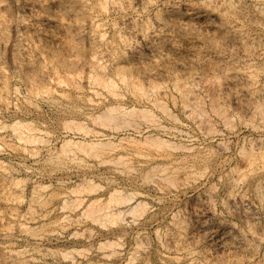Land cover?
<instances>
[{"label": "bare ground", "instance_id": "6f19581e", "mask_svg": "<svg viewBox=\"0 0 264 264\" xmlns=\"http://www.w3.org/2000/svg\"><path fill=\"white\" fill-rule=\"evenodd\" d=\"M3 1V0H2ZM39 1V0H38ZM48 1V0H47ZM58 1V0H57ZM60 1V0H59ZM70 1V0H69ZM67 0V2H69ZM72 1V0H71ZM156 0H80V2L82 3L83 7L82 9L85 10L86 13V20H87V24L89 26L90 29H86L87 31H79L76 33V35L71 36L72 39L71 41H75L77 42H83V43H88L90 44V47L92 48H88L91 49V55L90 56V60H88V70L86 72H88V76L85 77L87 78L85 81L88 83V89L89 92L91 91L92 93L95 94V96H100L102 98V100L108 96H110L111 98L114 99L115 102H112L109 104H106V106L104 107V110L101 111V113L97 114L91 111L90 109V113L86 112L84 115L86 116V118H88L89 120H91L93 123H98L100 126H102L103 128H108L113 126V128L118 129L119 127H128L131 130H133L134 132L129 133V136L126 138H122L119 142H112L111 138L109 135H106L103 139H99L97 140L96 138L93 140L91 139V141L89 142H85V141H76L74 139L73 140H66L61 148V151L59 152V156L63 157V159L65 158L67 161L71 160L72 162L74 161H78L80 163H83V161L85 160L83 157L85 156H91L94 158H98V159H105L108 161V163H110L109 161H111L114 166H116V168L118 169H124V166L130 165L131 160L133 157V155H137V156H142V158H155V157H165V156H169V154H171L168 150L163 149V146L165 145V142L163 146H161L163 143L162 141L165 140L161 139V136H158V139L155 138L153 135H145L144 137V133L145 132H149V130H144L143 129V125H141L142 123L145 122L148 123L146 126L150 127L152 129H156L159 132H162L163 135L165 136H177L180 137L181 141H184V143L186 141H190V145H191V141H195L197 138L195 137V133L198 136H203V140H204V144L207 143L210 146L209 148V152L205 153L202 152V150H194V148L190 146H188L189 148H193V151L191 150L192 153V158H196L195 161H192L190 163H186L184 164L183 167H173V169H171V171H168V168L162 167L160 166L161 164H159V168L157 167V171H154V174L157 177H147L145 178V180L143 181V185H145L144 187L148 188H155L158 187V185H156L157 183H159L158 180L160 181H165V180H171L170 185H172L173 187H171V190L175 191V194L171 195L172 197H168V199H170L171 201H174L178 199L179 197V193H182L180 190H184L186 188L189 189V187L191 186H195V194L190 196V199L195 200V210H196V224L197 226L195 227V224H193L192 220L187 219L186 217H182L180 216V214H178V212H176V210H174L175 212H173V217L172 218V224H173V230H171V228H168V231L164 234L166 236L165 238V243H160L161 245L164 244L163 246H165V250H167L169 253H173V259L175 260H181L182 255H184L185 257H190L189 258V262L186 264H248L250 262V264L252 263V260L255 259V264H264V138L262 136H257L255 138L249 139L246 141L245 144L240 145V147H237V155L240 158V162L242 164H239V162L233 163L231 158H229V152L231 149V140L229 136L226 139H220L214 135H211L213 129L210 131V127L206 124L207 122H205L202 118L200 120H203L201 122L196 123V125H193V132L194 134H190V132H192V130L189 131V129L187 128V130L182 129L179 125H178V119L174 116L176 114L173 115V113H171L169 111V108L165 105L167 103H165L164 98L162 97V95L160 94L161 92L159 91V89L161 88L160 83L155 82L156 79L162 78L165 76V74L167 72H170V70L172 69H186L187 67H189L190 65L197 67V65L200 64V59H196V58H191V56H189V54H192V47L188 48L185 44H187L188 42H195L198 41L199 39H206L207 41L213 36L215 35L216 32H214V30H218V32L223 33L222 35L224 36L223 38V42H220L219 45V49H217L218 54H224L223 57H225L226 54H228L229 56H232L231 53V49H228V47L226 48V41L230 40V38H232L233 36L238 38L237 41V46L239 48V50H237L239 57L235 60H231L232 61H223V59H220L221 61L220 64L218 65V68L220 70V74L216 73L214 74V79L212 84H214V90L217 92V96H219L218 98L220 100L216 101L215 104L216 106H218L217 108L219 109V107H224L225 105H229L231 106V104H235L238 105L239 107H241L242 112L239 113L241 119H242V123H246L249 124L250 126L252 125V128L261 131L263 129H261L262 127H260L262 125V123L264 124V37L262 34L256 32L253 30V28L251 29V26H255L256 28L258 27L259 29L264 30V0H198L197 2H191L189 3V1L187 2V0H161L163 2L162 7L157 10V19L159 21H161L163 23V25L165 26L164 29H156L154 26V22L150 23V20H146V18L144 19L142 16L143 12L149 8V6H152V4L155 2ZM194 1V0H193ZM31 2V1H30ZM63 2V1H62ZM61 2V3H62ZM160 2V0H159ZM33 3V2H32ZM60 3V2H59ZM71 3V2H70ZM69 3V5H71ZM77 3V2H76ZM22 4V3H21ZM26 4V3H25ZM38 4V2H37ZM44 4V3H43ZM42 4V5H43ZM52 4V3H50ZM55 4V3H54ZM79 4V2H78ZM8 5V4H7ZM20 5V3H19ZM32 5V4H30ZM41 5V4H40ZM62 4H58L55 9H53L54 11L52 12L51 16L54 17L55 16H61L59 15V13L63 10ZM4 6V5H3ZM34 6V5H33ZM31 6V7H33ZM51 6V5H50ZM65 6V5H64ZM47 7H48V3H47ZM76 7V5H75ZM79 7V6H78ZM28 8V7H27ZM66 8V6H65ZM64 8V9H65ZM152 8V7H150ZM1 9V8H0ZM3 9V8H2ZM6 9V7H5ZM24 9V8H23ZM29 9V8H28ZM41 10H43L42 8H40ZM47 9V8H46ZM69 9V8H68ZM71 9V8H70ZM80 9V7H79ZM158 9V8H157ZM32 10V9H30ZM38 10V9H37ZM29 12V10H27ZM49 11H50V7H49ZM52 11V10H51ZM81 11V10H80ZM80 11L78 10V12L80 13ZM119 12L122 13V15H127L130 14V18H128V27L127 25H123L120 20L125 18H119V21H113L111 26L114 29V36L112 38H110L107 35V30L106 25L109 22H106V17L104 16L105 13L108 12ZM148 11V10H147ZM33 12V11H31ZM44 12V10H43ZM47 12V10H46ZM75 12V10H74ZM34 13V12H33ZM36 13V12H35ZM63 13V12H62ZM69 13V12H68ZM71 14V12H70ZM83 14V13H82ZM112 14V13H111ZM146 14V12H145ZM217 15L219 17V21L214 22V27L215 29H213V31L210 33L208 32H204L205 34H203L200 29L198 30V25L201 24V22H206V23H211L213 22V17L214 15ZM37 15V14H36ZM40 15V14H39ZM42 15V14H41ZM46 15V14H45ZM50 15V13H49ZM64 15V14H62ZM29 16V15H28ZM27 16V17H28ZM38 16V15H37ZM74 16V15H73ZM83 16V15H82ZM84 16V17H85ZM111 16V15H110ZM114 16V15H113ZM120 16V15H119ZM3 17V15L1 16ZM44 17V16H43ZM48 17V16H46ZM45 17V18H46ZM50 17V18H52ZM65 17V16H64ZM67 17V16H66ZM76 17V16H75ZM112 17V16H111ZM81 18V17H80ZM116 18V19H118ZM59 19V18H58ZM61 19V18H60ZM59 19V20H60ZM68 19V18H67ZM66 19V20H67ZM77 20L79 18H76ZM25 20V18H24ZM57 20V19H56ZM58 20V21H59ZM62 20V19H61ZM65 20V19H63ZM69 20V19H68ZM85 20V21H86ZM5 21V20H4ZM31 21V20H30ZM42 21V20H41ZM70 21V20H69ZM76 21V20H75ZM111 21V20H110ZM122 21V20H121ZM2 22V21H0ZM50 22V21H49ZM71 22V21H70ZM69 22V23H70ZM78 21H76L77 24ZM123 22V21H122ZM30 23V22H29ZM27 21V24H29ZM43 23V21H42ZM54 23V22H53ZM56 23H59L56 21ZM55 23V24H56ZM68 23V22H67ZM82 23V22H81ZM86 23V22H85ZM84 23V24H85ZM205 23V24H206ZM2 24V23H1ZM54 24V25H55ZM62 24V23H60ZM71 24V23H70ZM154 26H153V25ZM40 25V24H39ZM44 25V24H43ZM58 25V24H57ZM72 25V24H71ZM70 25V27H71ZM81 25V24H80ZM83 25V24H82ZM204 25V24H203ZM46 26V25H45ZM51 26V25H50ZM53 26V25H52ZM51 26V27H52ZM78 26V25H77ZM75 26V27H77ZM87 26V27H88ZM157 26V25H156ZM27 27V26H26ZM55 27V26H53ZM58 27L60 28L61 26L58 25ZM74 27V28H75ZM81 27V26H79ZM83 27V26H82ZM207 27V26H206ZM35 28V25H34ZM48 27L46 26V29ZM67 28V27H66ZM73 28V29H74ZM86 28V26H85ZM83 28V29H85ZM127 28V29H126ZM38 29V28H37ZM43 30H45L44 28H42ZM53 29V28H52ZM72 29V28H71ZM77 29V28H76ZM206 28H204L205 30ZM36 30V29H35ZM33 30V31H35ZM41 30V29H40ZM39 30V31H40ZM51 30V29H50ZM54 30V29H53ZM57 30V29H56ZM170 30H174L175 33L174 34H169L168 31ZM256 30V29H255ZM26 31V30H25ZM28 31V30H27ZM38 31V32H39ZM47 31V30H45ZM49 31V30H48ZM65 32L67 31L64 30ZM76 30L74 29V32ZM107 31V32H106ZM30 32V31H29ZM28 32V33H29ZM42 32V31H41ZM52 32V31H51ZM61 32V31H59ZM261 32V31H259ZM35 33V32H34ZM56 33L58 34V32L56 31ZM64 33V32H63ZM62 33V34H63ZM70 33V32H68ZM72 33V32H71ZM111 33V32H110ZM173 33V32H172ZM24 35V33H22ZM26 34V33H25ZM37 34V33H36ZM41 34V33H40ZM43 34V33H42ZM56 34V35H57ZM75 34V33H74ZM219 34V33H217ZM232 34V35H231ZM35 35V34H34ZM181 36V38H178V36ZM19 36V35H18ZM31 36V34H30ZM36 36V35H35ZM46 36V35H45ZM54 36V35H53ZM63 36V35H62ZM217 36V35H216ZM20 37L21 34H20ZM38 37V35H37ZM36 37V38H37ZM50 37V36H49ZM48 37V38H49ZM56 37V36H55ZM58 37V36H57ZM70 37V36H69ZM165 38L169 40L171 42V46L172 49L168 50V51H163V50H159L158 48V44H159V40L161 38ZM42 38V37H41ZM48 38L47 41H48ZM53 38V37H52ZM66 38V37H65ZM64 38V39H65ZM215 38V36H214ZM219 37L217 36L216 40ZM23 39V37H22ZM30 39V38H29ZM33 39V38H32ZM45 39V40H46ZM221 39V38H220ZM25 40V37H24ZM51 40V39H50ZM59 40V39H58ZM213 40V39H212ZM237 40V39H236ZM32 41V40H31ZM34 41V40H33ZM43 41V39H39V42L41 45V42ZM67 41V40H66ZM211 41V40H210ZM220 41V40H219ZM233 41V40H232ZM26 42V40H25ZM29 42V41H28ZM36 42V41H34ZM60 42V41H59ZM68 44L67 46H70V41H67ZM43 43V42H42ZM50 43V42H49ZM48 43V44H49ZM58 43V42H57ZM73 43V42H72ZM163 43V42H162ZM210 43V42H209ZM218 43V41H217ZM26 44V43H25ZM45 44V43H44ZM47 44V45H48ZM52 44V42H51ZM50 44V45H51ZM74 44V43H73ZM208 44V43H207ZM216 44V43H215ZM225 44V46H224ZM34 45V44H33ZM36 45V44H35ZM49 45V47H50ZM53 45V44H52ZM66 45V44H65ZM75 45V44H74ZM71 44V46H74ZM79 45V44H78ZM85 45V44H83ZM82 45V46H83ZM87 45V44H86ZM163 45V44H162ZM204 45V44H203ZM210 45V44H209ZM213 45V44H212ZM218 45V44H217ZM229 45V44H228ZM231 45V44H230ZM234 45V44H233ZM30 46V45H29ZM42 46V45H41ZM54 46V45H53ZM58 46V45H55ZM70 46V47H71ZM189 46V45H188ZM194 46V45H193ZM208 46V45H206ZM33 47V46H32ZM43 47V46H42ZM77 47V45H76ZM75 47V49H76ZM88 47V46H87ZM195 47V46H194ZM201 47V46H200ZM199 47V48H200ZM205 47V46H204ZM218 47V46H216ZM48 48V47H47ZM52 48V47H51ZM57 48V47H56ZM55 48V49H56ZM63 48V47H62ZM66 48V46H65ZM64 48V49H65ZM69 48V47H68ZM80 48V47H78ZM77 48V49H78ZM38 49V48H37ZM40 49V48H39ZM38 49V50H39ZM44 49V48H43ZM50 49V48H49ZM72 49V47H71ZM74 49V50H75ZM83 48H80V51ZM87 49V48H86ZM169 49V48H168ZM202 49V48H200ZM208 49V48H207ZM212 49V48H211ZM31 50V49H30ZM47 50V49H46ZM45 50V52H47ZM59 50V49H58ZM56 50V51H58ZM67 51V49H65ZM69 50V49H68ZM167 50V49H166ZM199 50V49H198ZM215 50V49H214ZM37 51V50H36ZM48 51H51L48 50ZM71 50H69L70 53ZM89 51V50H87ZM86 51V52H87ZM226 51V52H225ZM229 51V52H227ZM234 51V50H233ZM232 51V52H233ZM236 51V50H235ZM27 52V51H26ZM38 52V51H37ZM42 52V50H41ZM61 52V49H60ZM64 52V51H63ZM68 52V51H67ZM72 52V51H71ZM74 52V51H73ZM72 52V53H73ZM83 52V51H82ZM85 52V50H84ZM89 52V53H90ZM215 52V51H214ZM225 52V53H224ZM27 52V56H28ZM50 53L51 52H47ZM66 54V52H64ZM80 53V52H79ZM146 54V57L143 56V54ZM200 53V52H199ZM31 54V52L29 53ZM35 54V53H34ZM39 54V53H38ZM41 54V53H40ZM55 54V53H54ZM54 54L52 56H54ZM57 54V53H56ZM76 54V53H75ZM82 54V53H81ZM87 54V53H86ZM213 54V53H212ZM32 55V54H31ZM36 55V54H35ZM47 55V56H49ZM68 55V54H67ZM70 55V54H69ZM68 55V57H69ZM83 55V54H82ZM233 55L234 52H233ZM26 56V57H27ZM40 55H38L39 57ZM41 56H44L43 53L41 54ZM64 56V55H63ZM81 56V55H80ZM228 56V57H229ZM32 57V56H31ZM34 57V56H33ZM32 57V58H33ZM46 57V56H44ZM67 57V59H68ZM72 57V56H71ZM79 57V56H78ZM85 57V56H84ZM127 57H140V62H142L141 65L135 64V63H121L120 59L123 58H127ZM144 57V58H143ZM209 57V56H208ZM237 57V56H235ZM30 58V56L28 57ZM42 58V57H41ZM64 58H66L64 56ZM87 58V57H86ZM201 58V56L199 57ZM207 58V56L205 57ZM210 58V57H209ZM218 58V57H217ZM221 58V57H220ZM227 58V57H226ZM46 59V58H45ZM44 59V60H45ZM53 59V58H52ZM52 59L50 60V62L52 61ZM71 58L69 57L68 60H70ZM80 59V58H79ZM85 59V58H84ZM204 59V58H203ZM219 59V58H218ZM35 60V59H33ZM43 60V61H44ZM49 59H47L48 61ZM55 60V59H54ZM58 59H56L57 61ZM60 60V59H59ZM66 60V59H64ZM86 60V59H85ZM120 60V61H119ZM124 60V59H123ZM29 61V60H28ZM39 62V60H36V62ZM41 61V60H40ZM46 61V60H45ZM55 61V62H56ZM76 61V60H74ZM139 61V60H138ZM207 61V60H206ZM213 61V60H212ZM215 61V60H214ZM223 61V64H222ZM49 62V61H48ZM47 62V63H48ZM49 62V63H50ZM59 62V61H58ZM81 62V61H80ZM87 62V61H86ZM135 62V61H134ZM217 62V60H216ZM53 63V62H52ZM68 63H70V61H63V63H59L60 65H56L57 69L59 68H63L66 72H68L66 69H68ZM85 63V62H84ZM83 63V64H84ZM137 63V61H136ZM149 63V64H148ZM202 63V61H201ZM210 63V62H209ZM213 63V62H212ZM58 64V63H57ZM72 64V63H71ZM82 64V63H81ZM140 64V63H139ZM35 65V64H34ZM38 65V63H37ZM46 65V64H45ZM50 65L52 66V64L50 63ZM73 65H75L73 63ZM201 65V64H200ZM203 65V64H202ZM207 65V63H206ZM214 65V64H213ZM39 66V65H38ZM41 66V65H40ZM49 66V64H48ZM55 66V67H56ZM71 66V65H69ZM82 66V65H81ZM79 66V67H81ZM42 67V66H41ZM39 67V68H41ZM54 67V68H55ZM68 67V68H67ZM79 67L77 69V71H79ZM85 67V66H84ZM83 67V69H84ZM86 67V69H87ZM195 67V69H196ZM200 67V66H199ZM190 68V67H189ZM187 68V69H189ZM194 68V67H193ZM215 69V67H213ZM37 69V68H36ZM48 69V67L46 68ZM71 69V67L69 68ZM73 69V68H72ZM81 69V68H80ZM192 68H190L191 71ZM210 69V68H209ZM39 70V69H38ZM37 70V71H38ZM42 70V69H41ZM52 70V69H51ZM50 70V71H51ZM55 70V69H54ZM60 69H58V72ZM110 70H112V72L114 71H118L115 72L117 73L116 76H118L119 74L121 75L120 78L116 79L114 77H111L110 75ZM216 70V69H215ZM40 71V70H39ZM43 71V70H42ZM57 71V70H56ZM55 71V73H57ZM76 71V72H77ZM81 71V70H80ZM83 71V70H82ZM129 71V72H127ZM176 71V70H175ZM189 71V72H190ZM44 72V71H43ZM41 72V73H43ZM66 72H62V74L66 73ZM72 72V70H71ZM70 72V73H71ZM166 72V73H165ZM218 72V70H217ZM46 73V72H44ZM43 73V74H44ZM69 73V72H68ZM79 73V72H78ZM83 73V72H82ZM129 73V74H128ZM172 73V72H171ZM171 73L169 74V76L171 75ZM196 73V72H195ZM210 73H212L210 71ZM59 74V73H57ZM81 74V73H80ZM79 74V77L81 76ZM85 74V72H84ZM175 74V72H174ZM177 74V73H176ZM52 75V74H51ZM72 75V73H71ZM129 75V76H128ZM47 76V75H46ZM56 76V75H55ZM63 76V75H59ZM70 76V75H68ZM78 77V75H76ZM83 76V75H82ZM167 76V75H166ZM165 76V77H166ZM51 77V76H50ZM59 77H57L58 79H60ZM72 77V76H71ZM73 77H75V75L73 74ZM78 77V78H79ZM174 77V76H173ZM176 77V75H175ZM64 79L67 77H63ZM62 78V79H63ZM168 78V77H167ZM178 78V77H176ZM61 79V80H62ZM69 79V78H68ZM72 79V78H71ZM75 79V78H74ZM164 79V78H163ZM162 79V80H163ZM174 79V78H173ZM180 79V78H179ZM56 80V79H55ZM60 80V81H61ZM82 80V79H81ZM172 80V79H171ZM58 81V80H57ZM56 81V82H57ZM76 82L78 81L77 79L75 80ZM74 81V82H75ZM84 81V80H83ZM158 81V80H157ZM166 81V80H165ZM164 81V82H165ZM175 81V80H174ZM59 82V81H58ZM63 82V81H61ZM65 82V81H64ZM160 82V81H158ZM163 82V83H164ZM180 82V81H179ZM178 82V83H179ZM60 83V82H59ZM73 83V82H72ZM79 83V82H78ZM173 83V82H172ZM176 84V81L174 82ZM173 83V84H174ZM182 83V82H181ZM210 83V80H209ZM57 84V83H55ZM82 84V83H81ZM80 84V85H81ZM180 84V83H179ZM183 84V83H182ZM211 84V85H212ZM61 85V84H60ZM67 86H69L68 84H66ZM65 85V86H66ZM73 84H71L72 86ZM78 86L77 91L79 90L80 92L82 91L85 92V87H81L79 86V84H76ZM84 85V84H83ZM181 85V84H180ZM210 85V84H208ZM207 85V86H208ZM165 87V83L163 85ZM168 86V83H167ZM177 89L179 85H176ZM185 86V85H184ZM182 85V87H184ZM206 86V85H205ZM180 87V88H182ZM63 88V87H62ZM66 88V87H65ZM176 88V87H175ZM187 88V87H185ZM206 88V87H205ZM73 89V87H72ZM71 89V90H72ZM170 89V88H168ZM207 89V88H206ZM209 89V88H208ZM57 90V89H56ZM55 90V91H56ZM62 90V89H61ZM75 90V88H74ZM131 93L133 95V97L135 98V100L138 103H142V105H145V103L152 105V107L154 109L160 110L162 113L165 114V117H170L172 120H176V121H172L171 124H164V120L160 114L157 115L155 113V111H153L151 108H148L146 105L145 106H138L135 104V106L133 105V107H125L124 106V99L126 98V95L128 92ZM167 90V89H166ZM180 90V89H179ZM183 90V89H182ZM185 90V89H184ZM204 90V89H203ZM202 90V91H203ZM60 91V89H59ZM58 91V93H60ZM88 91V90H87ZM160 93H159V92ZM181 91V90H180ZM191 91V90H190ZM206 91V90H205ZM203 91V92H205ZM214 91V92H215ZM64 94V91H62ZM66 92V91H65ZM88 92V94H89ZM166 93H168V91H164ZM188 92L185 90V93ZM39 93V92H38ZM37 93V94H38ZM57 93V92H56ZM67 93V92H66ZM81 93V94H82ZM165 93V94H166ZM172 93V92H171ZM182 93V97H184L186 94ZM190 93V92H188ZM210 93V92H209ZM212 93V92H211ZM62 94V93H61ZM60 94V95H61ZM62 94V97H63ZM70 94V93H68ZM85 93H83L82 95H84ZM170 94V92H169ZM67 94L64 95V97ZM80 95V94H78ZM167 95V94H166ZM181 95V94H180ZM189 95V94H188ZM187 95V96H188ZM201 95V94H200ZM210 95V94H209ZM57 96V95H56ZM69 96V95H68ZM75 96V95H74ZM90 96V95H89ZM93 96V97H95ZM96 96V98H97ZM165 96V95H164ZM174 96V95H172ZM193 96V95H192ZM199 96V94H198ZM212 97V95H210ZM59 97V96H58ZM71 97V96H70ZM91 97V96H90ZM197 97V96H196ZM203 97V96H202ZM206 97V96H204ZM208 97V96H207ZM214 97V96H213ZM78 98V97H77ZM76 98V99H77ZM88 98V96H87ZM173 98V97H172ZM175 98V96H174ZM174 98L173 101L174 102ZM186 99V97H184ZM183 98V99H184ZM192 98V97H191ZM200 98V97H199ZM60 99V98H59ZM67 99V98H66ZM70 99V98H69ZM80 99V98H79ZM83 99V98H82ZM81 99V100H82ZM85 99V98H84ZM203 99V98H202ZM217 99V98H216ZM58 100V99H57ZM64 100V99H62ZM92 99H90L89 101H91ZM95 100V99H94ZM102 101L101 99H98V101ZM107 100V99H106ZM109 100V99H108ZM167 100V99H166ZM177 100V99H176ZM187 100V99H186ZM200 100V99H199ZM84 101V100H83ZM87 101V100H86ZM99 101V102H100ZM128 101V100H127ZM181 101V100H179ZM189 101V100H188ZM183 102L181 101L183 108L185 110H188L187 113L190 111V114H194L196 111L191 107V103L189 102ZM193 101V100H192ZM203 101V100H202ZM213 101V100H212ZM62 102V101H61ZM66 102V101H65ZM71 102V101H69ZM73 102V101H72ZM71 102V103H72ZM94 102V101H93ZM97 102L93 103L92 105L94 106V104H97ZM105 102V100H104ZM195 102V101H194ZM201 101H199L200 103ZM204 102V101H203ZM63 103V102H62ZM68 103V102H67ZM70 103V104H71ZM85 103V102H84ZM92 103V102H91ZM101 103V102H100ZM126 103V102H125ZM129 103V102H128ZM133 103V101H132ZM135 103V102H134ZM177 103V102H175ZM198 103V102H197ZM59 104V103H58ZM131 104V103H130ZM194 104V103H193ZM192 104V106H193ZM60 105V104H59ZM74 105V104H72ZM80 105V103H79ZM88 106H92L87 104ZM103 105V104H100ZM175 105V104H174ZM181 105V106H182ZM196 105V104H195ZM204 105V104H202ZM200 105V106H202ZM214 105V103H213ZM62 106V105H61ZM64 106V105H63ZM70 106V105H69ZM69 106H67L69 108ZM78 105H76L77 108ZM86 106V105H85ZM177 106V104L175 105ZM74 107V106H73ZM72 107V108H73ZM87 107V106H86ZM196 107V106H195ZM211 107V105H210ZM95 108V107H94ZM93 108V110H94ZM178 108V107H177ZM182 108V111H183ZM198 108V107H197ZM216 108V107H215ZM237 108V107H236ZM82 109V108H81ZM86 109V108H85ZM97 109V108H95ZM181 109V107H180ZM200 109H202L200 107ZM199 109V110H200ZM212 109H214V106L212 107ZM217 109V110H218ZM231 109V107H230ZM240 109V108H239ZM61 110V109H60ZM69 110V109H68ZM84 110V109H83ZM89 110V109H87ZM225 110V109H224ZM228 110V109H227ZM225 110V111H227ZM79 111V110H77ZM159 111V112H160ZM180 111V110H179ZM181 111V112H182ZM234 112V110H232ZM231 111V112H232ZM63 112V110L61 111ZM158 112V113H159ZM186 112V111H185ZM207 112V111H206ZM216 112V111H215ZM222 112V110H221ZM228 112V111H227ZM230 112V111H229ZM228 112V113H229ZM70 113V112H69ZM79 113V112H78ZM83 113V112H82ZM185 113V115L187 114ZM202 113V112H201ZM208 113V112H207ZM217 113V112H216ZM220 113V112H219ZM235 113V112H234ZM72 114V113H71ZM199 114V112H198ZM204 114V111H203ZM214 114V113H213ZM223 114V113H222ZM257 115L259 117V123L260 124H254V119L251 118L256 117L254 115ZM67 115V114H65ZM75 115V114H74ZM205 115V114H204ZM203 115V116H204ZM211 115V113H210ZM215 115V114H214ZM252 115V116H251ZM72 116V115H70ZM103 116H107V121L106 123L103 121ZM189 116V115H188ZM208 116V115H207ZM83 117V115H82ZM160 117V118H159ZM193 117V116H192ZM191 117V119H192ZM220 117V116H218ZM222 117V115H221ZM234 117V115H233ZM105 118V117H104ZM169 118V119H170ZM195 118V117H194ZM197 118V117H196ZM210 118V116H209ZM212 118V116H211ZM238 118V116H237ZM236 118V119H237ZM257 118V117H256ZM182 120V118H180ZM179 119V120H180ZM189 119V118H188ZM199 119V118H198ZM196 119V120H198ZM218 119V118H217ZM233 119V118H232ZM232 119L229 115H224L223 123L228 127V129H231V133L236 132V124L235 126L233 125L234 123L232 122ZM235 119V117H234ZM233 119V120H234ZM240 119V118H239ZM86 120V119H85ZM167 120V119H165ZM199 120V121H200ZM206 120V117H205ZM216 120V119H215ZM214 120V121H215ZM221 120V119H220ZM258 120V119H257ZM78 121V120H77ZM76 121V122H77ZM81 121V120H79ZM84 121V120H83ZM169 121V120H167ZM183 121V120H182ZM212 121V120H211ZM211 121H209V125H211ZM19 121H17L16 123H18ZM23 122V121H22ZM38 122V121H37ZM88 122V121H87ZM171 122V121H170ZM240 122V120H239ZM24 123V122H23ZM79 123V122H77ZM92 123V124H93ZM166 123V122H165ZM190 123V121H189ZM214 123V122H213ZM220 123V122H219ZM236 123V122H235ZM33 124V123H32ZM36 124V123H35ZM34 124V125H35ZM90 124V123H89ZM182 124V122H181ZM19 125V124H18ZM188 125V124H187ZM215 125V124H214ZM224 125V126H225ZM241 125V124H240ZM17 126V125H16ZM21 126H17L15 127L14 132L16 133V137L18 140H20L21 142L25 143V144H29L32 146L35 144H39V142H45L44 139L41 135H38L37 133H40V128L39 130H37L38 127H30V125H26L24 123V125ZM42 126V125H40ZM115 126V127H114ZM264 126V125H263ZM44 127V126H43ZM80 129H86L83 124H80ZM189 127V126H188ZM213 127V126H211ZM216 127V126H215ZM215 127H213L215 129ZM236 127V128H235ZM245 127V126H244ZM26 128V129H24ZM47 128V126L45 127ZM44 128V130H45ZM88 128V125H87ZM101 128V127H100ZM146 128V127H145ZM240 128V127H239ZM238 128V129H239ZM247 128V127H246ZM89 129V128H88ZM91 129V128H90ZM94 129V128H93ZM109 129V128H108ZM115 129V130H116ZM236 129V130H235ZM47 130V129H46ZM99 130V129H98ZM119 130V129H118ZM124 130V129H123ZM151 130V129H150ZM228 130V131H229ZM246 130V129H245ZM49 131V130H48ZM48 131H45L49 133ZM90 130H86V133ZM101 131V130H100ZM112 131V130H111ZM122 131V130H121ZM127 131V130H125ZM129 131V130H128ZM214 131L217 132V130L215 129ZM219 131V130H218ZM222 132V130H220ZM264 131V130H263ZM92 132V130H91ZM94 132V131H93ZM96 134H100L98 133L99 131H96ZM102 132V131H101ZM103 132H107L104 131ZM53 133V132H52ZM95 133V132H94ZM124 133V132H123ZM154 133V132H153ZM238 133V132H237ZM235 133V134H237ZM240 133V132H239ZM250 133V132H249ZM50 134V133H49ZM102 134V133H101ZM108 134V133H107ZM121 134V133H120ZM127 134V133H126ZM214 134V133H213ZM216 134V133H215ZM221 134V133H220ZM227 134V133H226ZM241 134V133H240ZM247 134V133H246ZM259 134V133H258ZM115 135V134H114ZM143 135V137H142ZM219 135V134H218ZM224 134H222L223 136ZM233 135V134H232ZM253 135V134H252ZM157 136V135H156ZM172 136V137H173ZM243 136V135H242ZM46 137V136H45ZM117 137V136H115ZM114 137V138H115ZM122 136H120L121 138ZM125 137V135L123 136ZM140 137V138H139ZM141 137L143 139H141ZM235 137V136H234ZM254 137V136H253ZM102 138V136H101ZM119 138V139H120ZM236 138V137H235ZM240 138V137H239ZM244 138V136H243ZM247 138V137H246ZM44 139V140H43ZM154 139H157V141H155ZM161 139V141H160ZM167 139V138H166ZM178 139V138H177ZM113 140V139H112ZM175 140V139H174ZM173 140V141H174ZM179 140V141H180ZM199 140V139H198ZM242 140V138H241ZM47 141V140H46ZM160 141V142H159ZM171 141V140H170ZM169 141V142H170ZM197 141V140H196ZM237 141V139H236ZM49 142V141H48ZM157 142V143H155ZM168 142V144H170ZM198 142V141H197ZM203 141H201L202 143ZM234 142V141H233ZM242 142V141H241ZM244 142V140H243ZM242 142V143H243ZM175 143V142H174ZM172 145H175V144ZM187 143V142H186ZM194 143V142H193ZM238 143V142H237ZM236 143V146H237ZM240 143V142H239ZM41 144V143H40ZM45 144V143H44ZM168 144H166V146H168ZM23 146V145H22ZM37 146V145H36ZM43 146V145H42ZM49 146V145H48ZM165 146V147H166ZM171 146V145H170ZM170 146H168L167 148L169 149ZM180 146V144H179ZM182 146V145H181ZM180 146V148H182ZM186 146V144H185ZM201 149L202 145H199ZM233 146V143H232ZM27 147V146H26ZM35 148V146H33ZM56 147V146H55ZM164 147V148H165ZM178 146H176L177 148ZM205 147V150L206 148ZM29 148V147H28ZM33 148V149H34ZM44 148V147H43ZM152 148H155V153L153 154L151 151ZM186 149L183 148V152H188L189 149L187 148V146L185 147ZM25 149V147H24ZM32 148H30L31 150ZM42 149V148H39ZM39 149H37L39 151ZM171 149V148H170ZM174 149V148H173ZM48 150V148H47ZM50 150V149H49ZM52 150V149H51ZM55 150V148H54ZM154 150V149H153ZM180 150V149H179ZM182 150V149H181ZM204 150V151H205ZM232 150V149H231ZM236 150V149H235ZM34 151V150H33ZM35 151V155L37 154ZM46 151V150H45ZM172 151V150H170ZM30 152V151H29ZM40 152V151H39ZM48 152V151H47ZM58 152V151H57ZM132 152V153H131ZM154 152V151H153ZM179 152V151H178ZM182 152V151H181ZM236 152V151H235ZM27 153V152H26ZM51 153V152H49ZM55 153V152H54ZM53 153V154H54ZM177 153V152H176ZM204 153V154H203ZM30 154V153H29ZM39 154V153H38ZM56 154V153H55ZM51 155V154H50ZM49 155V156H50ZM130 155V156H129ZM173 154H171L172 156ZM181 155V154H180ZM185 155V153L183 154ZM187 155V154H186ZM191 155V154H188ZM214 156V162H215V167L214 168H210L211 166L207 163L208 161V156ZM34 156V155H33ZM58 156V157H59ZM57 157V156H56ZM59 157V158H61ZM182 157V156H181ZM232 157V156H231ZM53 158V157H52ZM59 158L57 160H59ZM88 158V157H87ZM166 158V157H165ZM169 158V157H168ZM180 158V157H179ZM187 158V157H185ZM190 158V157H189ZM188 158V159H189ZM210 158V157H209ZM233 158V157H232ZM236 158V157H235ZM233 158V159H235ZM176 159V158H175ZM62 160V158H61ZM90 160V159H87ZM104 160V161H105ZM134 160V159H133ZM132 160V161H133ZM161 160V159H160ZM172 160V159H171ZM191 160V159H190ZM238 160V159H237ZM97 160L95 159V162ZM101 160H99L100 162ZM137 161V160H136ZM158 161V160H157ZM162 161V160H161ZM164 161V160H163ZM169 161V160H168ZM175 161V160H174ZM187 161V160H186ZM211 161V160H209ZM98 162V163H99ZM135 162V161H134ZM154 162V161H153ZM160 162V161H159ZM176 162V161H175ZM184 162V161H183ZM212 162V161H211ZM210 162V163H211ZM68 163V162H67ZM76 163V162H75ZM97 163V164H98ZM105 163V162H104ZM137 163V162H136ZM165 163V162H163ZM181 163V162H180ZM61 164V163H60ZM73 164V163H72ZM77 164V163H76ZM86 164V163H85ZM89 164V162H88ZM94 164V163H93ZM93 164L92 167H93ZM134 164V163H132ZM153 164V163H152ZM151 164V166H152ZM170 164V163H169ZM168 164V165H169ZM213 164V163H212ZM63 165V164H62ZM70 165V163H69ZM84 165V163H83ZM82 165V167H83ZM91 165L89 167H91ZM100 165V164H99ZM106 165V164H105ZM142 165V164H141ZM154 165V164H153ZM156 165V164H155ZM171 165V164H170ZM172 165H174L172 163ZM182 165V164H181ZM85 166V165H84ZM86 166L88 167V165L86 164ZM85 166V167H86ZM107 166V165H106ZM123 166V167H122ZM132 166V165H130ZM129 166V171L134 170L133 167ZM136 166V165H134ZM71 167V166H70ZM74 167V166H73ZM102 167V165H101ZM110 167V166H109ZM139 168V166H137ZM147 167H150L149 165ZM213 167V166H212ZM78 167V171H79ZM94 168V167H93ZM113 168V167H112ZM115 168V170H116ZM152 168V167H151ZM155 168V167H153ZM110 169V168H109ZM114 169V168H113ZM118 169V170H119ZM126 169V167H125ZM124 169V170H125ZM137 169V168H136ZM148 169V168H147ZM170 169V168H169ZM76 170V168H75ZM89 170V168H88ZM107 170V169H106ZM103 171V170H102ZM111 171V169L109 170ZM114 171V170H113ZM135 171V170H134ZM140 171V170H139ZM156 171V172H155ZM68 172V171H67ZM81 172V171H80ZM83 172V171H82ZM87 172V171H86ZM89 172V171H88ZM99 172V171H98ZM117 172V171H116ZM115 172V173H116ZM120 172H123L120 170ZM136 172V171H135ZM148 172V170H147ZM145 172V174L147 173ZM150 172V169H149ZM50 173V172H49ZM66 173V172H65ZM69 173V172H68ZM67 173V174H68ZM66 174V175H67ZM77 174V173H76ZM87 174V173H86ZM85 174V175H86ZM89 174V173H88ZM103 174V173H102ZM125 174V173H124ZM130 174V173H129ZM135 174V173H134ZM53 175V174H52ZM71 175V174H70ZM80 175V174H79ZM100 175V174H99ZM106 174H104L105 176ZM133 175V174H132ZM152 175V174H151ZM217 175V179L214 178L213 176ZM55 176V175H54ZM60 176V175H59ZM102 176V175H101ZM100 176V177H101ZM112 176V175H111ZM116 176V175H115ZM63 177V176H62ZM78 177V176H77ZM119 177V176H118ZM123 177V175H122ZM125 177V176H124ZM127 177V176H126ZM139 177V176H138ZM146 177V175H145ZM177 177L179 178V180L175 179L173 180L172 178ZM213 177L214 179H216L215 181H211L210 178ZM69 178V177H68ZM81 178V176H80ZM84 179L80 180L81 183L76 187V188H72V190L70 192L76 194V201L75 202V206L77 205V203L79 204L80 207V203L82 205V203H84L85 199V195L86 193L88 194V192L92 191V188L85 184V182L90 181L88 179H85V177H83ZM105 178V177H103ZM108 178V177H106ZM114 178V177H113ZM112 178V179H113ZM116 178V177H115ZM121 178V177H120ZM130 178V177H128ZM157 178V179H155ZM171 178V179H170ZM58 179V178H57ZM109 179V178H108ZM117 179V178H116ZM127 179V178H126ZM139 179V178H138ZM59 180H62V178ZM66 180V179H65ZM64 180V181H65ZM114 180V179H113ZM122 180V178H121ZM134 180V179H133ZM175 181V183L173 184L172 182ZM177 180V182H176ZM63 181V180H62ZM62 181L60 183H62ZM111 181V180H109ZM117 181V180H116ZM125 182V180H124ZM140 182V181H139ZM167 182V181H166ZM169 182V181H168ZM109 183H113L109 182ZM115 183V182H114ZM113 183V184H114ZM122 183V181H121ZM131 183V182H129ZM161 183V182H160ZM119 184V183H118ZM135 184V183H134ZM140 185V184H139ZM169 185V184H168ZM115 186V185H113ZM112 186V187H113ZM129 186V185H128ZM135 186V185H134ZM141 186V185H140ZM164 186V185H163ZM212 186H216L217 188H219V192H211V195L209 194L211 191ZM40 187V186H39ZM65 187V186H62ZM111 187V189H112ZM124 187V185H123ZM133 187V186H132ZM130 187V188H132ZM142 187V186H141ZM71 188V187H70ZM69 188V189H70ZM146 188L142 189L145 190ZM158 188H163V187H158ZM157 188V189H158ZM193 188V189H194ZM68 189V190H69ZM126 189V187H125ZM134 189V188H132ZM187 189V190H188ZM199 189H202L201 193H198ZM38 190V189H37ZM65 190V189H64ZM114 191L112 193H110L111 195H109V199L107 198L106 201L104 200H100L99 198H101V196L97 199L94 198V200L90 201V204L88 203V205H86L87 207L85 209H83L84 211L81 210V214L82 216H78L77 219H73L71 217V215L69 213H65L64 211L63 214V219L62 222L61 218L59 220L55 219V221H51L50 219L48 221H50V224H54L56 226V224L60 225L61 228L64 227L66 224L69 225L68 223H70V221L72 220V222H79L81 220H91L93 222H101L103 219H110L111 217H115L116 216L119 217L122 220L125 217H123L124 214H129L133 220V222L138 221L140 218L142 219L143 216V210H146L147 205H149V203L147 205L145 204H140L138 203V207L135 205H130V202L132 201L133 197L135 194L132 193H127L123 192V189H120L118 187H116V189H113ZM141 190V191H142ZM161 190V189H159ZM158 190V191H159ZM164 190V189H163ZM162 190V191H163ZM169 190V189H167ZM197 190V191H196ZM224 190V195H220L221 191ZM234 190V191H233ZM40 191V190H39ZM109 191V190H108ZM112 191V190H111ZM180 191V192H179ZM193 191V190H192ZM37 192V191H36ZM63 192V191H62ZM131 192V191H129ZM134 192V190L132 191ZM138 192V191H136ZM168 192V191H167ZM232 193V195H228V193ZM46 193V192H45ZM49 193V192H48ZM61 193V192H60ZM58 193V194H60ZM67 193V192H66ZM64 193V194H66ZM142 194V192L139 191V194ZM163 193V192H162ZM185 193V192H184ZM37 194L40 195V193L38 192ZM51 194V193H50ZM69 194V193H68ZM146 194V193H145ZM169 194V193H168ZM191 194V193H190ZM13 195V194H12ZM39 195L38 198H39ZM45 195V194H44ZM48 195V194H47ZM70 195V194H69ZM106 195V194H105ZM138 195V194H136ZM150 195V194H149ZM148 195V197H149ZM164 195V194H163ZM166 195V193H165ZM15 196V195H14ZM42 196V194H41ZM75 196V195H74ZM88 196V195H87ZM141 196V195H140ZM151 196V195H150ZM157 196V195H156ZM155 196V197H156ZM161 196V195H160ZM159 196V197H160ZM167 196V195H166ZM186 196V195H185ZM44 197V196H42ZM50 197V196H48ZM61 197V195H60ZM67 197V195H66ZM144 197V196H143ZM181 197V196H180ZM189 197V196H188ZM15 198V197H14ZM37 198V197H36ZM41 198V197H40ZM53 198V197H52ZM72 198V197H71ZM89 198V197H88ZM164 198V197H163ZM162 198V199H163ZM183 198V197H182ZM8 199V197H7ZM45 199V198H44ZM47 199V197H46ZM65 199V198H64ZM67 200L69 199L66 198ZM105 199V198H104ZM156 199V198H155ZM19 200V199H18ZM38 200V199H37ZM41 200V199H39ZM50 200V199H49ZM48 200V201H49ZM56 200V199H55ZM67 200H63L67 202ZM159 200V199H158ZM161 200V199H160ZM182 200V199H181ZM210 200H215L216 203L213 205L211 203H209ZM52 201V200H51ZM59 201V200H58ZM57 201V202H58ZM73 201V204H74ZM83 201V202H82ZM163 201V200H161ZM186 201V199H185ZM190 201V200H189ZM39 202V201H38ZM37 202V203H38ZM53 202V201H52ZM72 202V200L70 201ZM167 202V201H165ZM182 202V201H181ZM50 203V202H49ZM68 203V202H67ZM67 203L63 204V207L60 205V207L63 208H67V210L72 211L74 207V209L76 210V207L73 206H69ZM158 203H160L158 201ZM179 203V202H178ZM52 204V203H51ZM71 204V203H70ZM87 204V203H84ZM173 204V203H172ZM176 204V203H175ZM181 204V203H180ZM41 206H46V203L44 200L41 201ZM49 205V204H47ZM58 205V204H57ZM144 205V206H143ZM163 205V204H162ZM188 205V203H187ZM40 206V207H41ZM181 206V205H180ZM186 206V203H185ZM190 206V205H189ZM188 206V207H189ZM220 206V207H219ZM39 207V208H40ZM48 207V206H47ZM46 207V208H47ZM54 207V205H53ZM57 207V206H56ZM77 207V208H79ZM152 207V206H150ZM165 206H163L164 208ZM168 207V206H167ZM170 207V206H169ZM173 207V206H172ZM149 208V207H148ZM29 209V208H28ZM43 209V208H42ZM45 209V208H44ZM53 209V208H52ZM50 209V210H52ZM61 209V208H60ZM150 209V208H149ZM169 209V208H168ZM184 209V208H182ZM181 209V210H182ZM12 210V209H11ZM34 210V209H33ZM49 210V209H48ZM55 210V209H53ZM151 210V209H150ZM167 210V209H166ZM165 210V211H166ZM170 210V209H169ZM188 210V209H187ZM43 211V210H42ZM60 211V210H59ZM180 211V210H178ZM186 212V210H184ZM191 211V210H190ZM194 211V210H193ZM9 212V211H8ZM35 212V211H33ZM38 214V211H36ZM41 212V211H40ZM44 212V211H43ZM50 213V211H48ZM54 213V211H52ZM78 212V211H76ZM83 212V213H82ZM154 212V211H153ZM169 212V211H168ZM172 212V211H171ZM181 212V211H180ZM189 212V210H188ZM60 213V212H59ZM73 213V212H72ZM148 213V212H147ZM157 213V212H156ZM182 213V212H181ZM35 214V213H34ZM35 214V216H37L38 219H43L46 218V214H40L37 215ZM51 214V213H50ZM61 214V213H60ZM58 214V215H60ZM145 214V213H144ZM149 214V213H148ZM153 214V213H152ZM162 214V213H161ZM164 214V213H163ZM9 215V214H8ZM11 215V214H10ZM14 215V214H13ZM22 216V214H19ZM26 215V214H25ZM57 215V213H56ZM185 215V214H184ZM188 215V214H187ZM34 216V217H35ZM49 216V215H48ZM62 216V215H60ZM122 216V217H121ZM145 216V215H144ZM143 216V217H144ZM154 216V215H153ZM152 216V217H153ZM9 217V216H8ZM16 217V215H15ZM24 217V216H23ZM33 217V218H34ZM128 217V218H129ZM191 217V216H190ZM12 218V216H11ZM18 218V217H17ZM30 218V217H28ZM27 218V219H28ZM32 218V216H31ZM50 218V217H49ZM57 218V217H56ZM76 218V216H75ZM146 218V217H145ZM164 218V217H163ZM162 218V219H163ZM189 218V217H188ZM36 219V217H35ZM114 219V218H113ZM130 219V218H129ZM148 219V218H147ZM152 219V218H151ZM8 220V219H7ZM14 220V219H12ZM26 220V217H25ZM34 220V219H33ZM44 220V219H43ZM54 220V219H53ZM117 220V219H116ZM115 220V221H116ZM150 220V218H149ZM161 220V218H160ZM165 220V219H164ZM18 221V220H17ZM20 221V220H19ZM22 221V220H21ZM27 221V220H26ZM31 221V220H30ZM38 221V220H37ZM40 221V220H39ZM46 221V220H45ZM114 221V222H115ZM130 221V220H129ZM147 221V220H146ZM11 222V221H9ZM108 222V220L106 221ZM117 223H119L118 221H116ZM121 222V221H120ZM161 222V221H160ZM19 223V222H18ZM17 223V224H18ZM37 223V222H36ZM40 223V222H39ZM43 223V222H42ZM81 223V222H80ZM83 223V222H82ZM92 223V222H91ZM112 223V222H111ZM126 223V221H125ZM128 223V222H127ZM130 223V222H129ZM137 223V222H136ZM135 223V224H136ZM143 223V222H142ZM166 223V222H165ZM171 223V222H170ZM169 223V224H170ZM22 224V223H21ZM49 223H47L48 225ZM86 224V223H85ZM106 223L104 222V225ZM121 224V223H120ZM134 224V223H133ZM167 224V223H166ZM165 224V226H166ZM167 224V225H169ZM11 225V224H10ZM9 225V226H10ZM14 225V223H13ZM25 225V224H23ZM27 225V224H26ZM25 225V226H26ZM74 225V224H73ZM103 225V226H104ZM144 225V224H143ZM29 226V225H28ZM27 226V227H28ZM52 226V225H51ZM72 226V225H71ZM87 226V225H85ZM106 226V225H105ZM125 226V225H124ZM130 226V224H129ZM128 226V227H129ZM134 226V225H133ZM162 226V225H161ZM171 226V224H170ZM169 226V227H170ZM12 227V226H10ZM15 227V225H14ZM21 227V226H20ZM30 227V226H29ZM28 227V228H29ZM32 227V226H31ZM35 227V226H34ZM57 227V226H56ZM80 227V226H79ZM127 227V226H126ZM137 227V226H136ZM142 227V226H141ZM167 227V226H166ZM172 227V226H171ZM19 228V227H17ZM16 228V229H17ZM26 228V227H25ZM58 228V227H57ZM56 228V229H57ZM66 227H64L65 229ZM118 228V227H117ZM13 229V228H12ZM11 229V230H12ZM33 229V228H30ZM39 229V228H37ZM54 228H51V230ZM55 229V230H56ZM62 229V230H64ZM80 229V228H79ZM120 229V228H119ZM125 229V227H124ZM134 229V228H133ZM139 229V228H138ZM145 229V228H144ZM159 229V228H158ZM161 229V228H160ZM164 229V227L162 228ZM166 229V228H165ZM14 230V229H13ZM12 230V231H13ZM22 230V229H21ZM54 230V231H55ZM58 230V229H57ZM88 230V229H87ZM92 230V229H91ZM131 230V229H130ZM157 230V228H156ZM11 231V232H12ZM28 230H26L27 232ZM31 231V230H29ZM93 231V230H92ZM91 231V232H92ZM121 231V230H119ZM123 231V230H122ZM121 231V232H122ZM128 231V230H127ZM127 231H124L127 233ZM137 231V230H136ZM139 231H144V230H139ZM138 231V233H139ZM164 231V230H163ZM20 232V231H19ZM22 232V231H21ZM56 232V231H55ZM117 232V231H116ZM160 232V230H159ZM158 232V233H159ZM13 233V232H12ZM36 233V232H35ZM51 233V232H50ZM61 233V232H59ZM90 233V232H89ZM88 233V234H89ZM137 233V234H138ZM157 233V231L155 232ZM32 234V233H31ZM84 234V233H82ZM86 234V233H85ZM121 234V233H120ZM146 234V231H145ZM145 234L143 233V235H137V242H136V248H135V252H138L139 254V250H143V248L148 245H145ZM162 234V233H160ZM35 235V234H33ZM90 235V234H89ZM151 235V234H149ZM163 235V234H162ZM159 235V236H162ZM42 236V235H41ZM91 236V235H90ZM89 236V237H90ZM122 236V235H121ZM158 235H156L157 238ZM37 237V236H35ZM118 237V235H117ZM125 237V236H124ZM135 237V238H136ZM153 237V235H152ZM119 238V237H118ZM122 238V237H121ZM108 239V238H107ZM106 239V240H107ZM159 239V238H158ZM157 239V240H158ZM110 240V239H109ZM108 240V241H109ZM115 240V239H113ZM112 240V242H113ZM148 240V239H147ZM121 241V240H118ZM123 241V240H122ZM161 241V240H160ZM158 241V242H160ZM111 242V241H110ZM135 242V239H134ZM157 242V243H158ZM116 243L113 242V244ZM121 244V242H119ZM152 243V242H151ZM102 244V243H101ZM103 244H108V242ZM112 243H109V246L113 245ZM134 244V243H133ZM155 244V243H154ZM204 244L205 247L208 246L209 248H206V250L202 247ZM117 245V244H116ZM115 245V246H116ZM119 245V244H118ZM124 245V243L122 244ZM121 245V246H122ZM102 246V245H100ZM106 246V245H104ZM108 246V245H107ZM114 246V245H113ZM112 246V247H113ZM152 246V245H150ZM103 247V246H102ZM112 247H109L112 248ZM120 247V245L118 246ZM135 247V246H133ZM155 247V246H154ZM106 248V247H105ZM103 247V249H105ZM108 248V247H107ZM114 248V247H113ZM146 248V247H145ZM160 248V247H159ZM102 249V248H101ZM132 249V248H131ZM12 250V249H11ZM14 253L17 252L15 249ZM117 250V249H116ZM119 250V249H118ZM146 250V249H145ZM158 250V248H157ZM108 251V250H107ZM106 251V252H107ZM134 251V250H133ZM247 252L248 255L247 258H245V260H243L241 258L239 259H232L233 257H240L244 254V252ZM116 252V251H113ZM112 252V254H113ZM119 252V251H118ZM117 252V253H118ZM121 252V251H120ZM119 252V253H120ZM133 252V253H135ZM155 252V250H154ZM162 252V251H160ZM159 252V253H160ZM226 252H233V257L230 258L231 254H229L228 259H226L227 257H225ZM12 254V252H10ZM19 253V252H18ZM25 253V252H24ZM100 253V252H99ZM102 253V252H101ZM132 253V254H133ZM146 253V252H145ZM106 254V253H105ZM116 253H114L115 255ZM142 254V253H141ZM163 254V253H162ZM18 255V254H17ZM21 255V252L20 254ZM100 255V254H98ZM104 256V253L102 254ZM131 255V254H129ZM128 255V256H129ZM136 254L131 255L132 259L133 257L135 258ZM144 255V254H143ZM167 256V253L165 254ZM164 255V256H165ZM171 255V254H170ZM11 256H16V255H11ZM24 256V255H23ZM106 256H108V254H106ZM109 256L111 257V255L109 254ZM163 255H161L162 257ZM172 256V255H171ZM183 256V257H184ZM22 257V256H21ZM105 257V256H104ZM130 257V256H129ZM139 257V255H138ZM137 257V258H138ZM141 257V256H140ZM146 257V256H145ZM149 257V254L148 256ZM160 257V255H159ZM170 257V256H169ZM245 257V256H244ZM15 258V257H14ZM18 258V256H17ZM107 258V257H105ZM151 258V257H150ZM156 258V257H155ZM10 259V258H9ZM20 259V257H19ZM22 259V258H21ZM110 258H108L109 261ZM131 259V258H130ZM144 259V257H143ZM158 259V258H157ZM161 259V258H159ZM4 260V259H2ZM12 260V259H11ZM24 260V259H23ZM138 260V259H137ZM140 260V258H139ZM138 260V261H139ZM142 260V259H141ZM146 260V259H144ZM154 260V259H153ZM163 260V259H162ZM165 260V259H164ZM228 260V262H227ZM17 261V260H16ZM22 261V260H21ZM104 261V260H103ZM128 261V260H127ZM126 261V262H127ZM132 261V260H131ZM136 261V260H135ZM244 261V262H243ZM3 262V261H1ZM23 262V261H22ZM26 262V261H25ZM24 262V264H25ZM107 262V261H106ZM125 262V263H126ZM151 262V261H150ZM160 262V261H159ZM167 262V261H165ZM176 262V261H175ZM180 262V261H179ZM19 263V260H18ZM124 263V264H125ZM141 263V262H140ZM145 263V262H144ZM169 263V261H168ZM171 263V262H170ZM169 263V264H170ZM9 264V263H8ZM14 264V263H13ZM134 264V263H133ZM147 264V263H146ZM150 264V263H149ZM155 264V263H154ZM174 264V263H173ZM253 264V263H252Z\"/></svg>", "mask_w": 264, "mask_h": 264}, {"label": "rangeland", "instance_id": "374dc122", "mask_svg": "<svg viewBox=\"0 0 264 264\" xmlns=\"http://www.w3.org/2000/svg\"><path fill=\"white\" fill-rule=\"evenodd\" d=\"M31 1V2H30ZM63 1V2H62ZM69 1V0H68ZM189 1V3L191 2H197L198 0H187V2ZM33 2V3H32ZM38 2V4H37ZM60 2V3H59ZM62 2V3H61ZM71 2V3H70ZM77 2V3H76ZM79 2V4H78ZM20 3V5H19ZM22 3V4H21ZM26 3V4H25ZM44 3V4H43ZM47 3H48V7H47ZM52 3V4H50ZM55 3V4H54ZM69 3L71 5H69ZM8 4V5H7ZM32 4V5H30ZM41 4V5H40ZM43 4V5H42ZM58 4H62L61 6L63 7L62 11L59 13V15L61 16H55L54 19H53V14L52 12L54 11L53 9H55V7L58 5ZM162 4L163 2L160 0H156L152 6H149V8H147L144 12H143V15L142 16L144 19L146 18V20H150L149 22L150 23H153L152 25L158 29H164V25L161 21H159L157 19V10H159L161 7H162ZM4 5V6H3ZM34 5V6H33ZM51 5V6H50ZM66 8H65V6ZM76 5V7H75ZM82 3L80 2V0H70L69 2H67V0H0V264H124L127 260V262L125 264H186L189 262V258L190 257H185L184 255L180 256L181 257V260H175L173 259V256L174 254L173 253H169L167 250H165V246H163L164 244H160V243H165V238L164 236H166L164 234V232L166 233L168 231V228L171 230H173V222H172V218L173 217V212H175L174 210H176V212H178V214H180V216L182 217H186L187 219L189 220H192L193 224H195V227L197 226V224L195 223L196 221V210H195V200L193 199H190V196L193 194H195V186H191L188 188L185 189V191L183 190H180L182 193H179V197L177 200L174 201H171L170 199H168V197H172L171 195L175 194V191L171 190V187H173L172 185H170V182L171 180H165V181H159V183H157L156 185H158V187H163V188H158V187H155V188H146L144 187L145 185H143V181L145 180V178L147 177H151L154 174V171L153 170H158L157 167L159 168L160 166L162 167L164 164H167V165H164L163 167H166L168 168V171H171V169H173V167H183L184 164L186 163H190L192 161H195L196 158H192V153H191V150L193 151V148L194 150H202V152L205 153V156H206V153L209 152V148L210 146L207 147V143L204 144V140H203V136H198L196 133L194 134L193 132V125H196L197 121L198 122H201V121H205L207 122L206 124L210 127V131L213 129V131L211 132L212 134L211 135H214L220 139H226L229 138L230 139H233L231 140V149H230V152H229V158H231L232 162L233 163H238L239 164H242L240 162V158L239 156H236L237 155V147L239 148L240 145H243L246 143V141L248 140V137L249 139L252 138H255L257 136H262L264 138V124L262 123V125L260 127H262L261 131H258L254 128H252V125L250 126L249 124H246V123H242V119L239 115V113L242 112L241 110V107H239L238 105H235V104H231V106L229 105H225L224 107H219V109L217 108L218 106H216L215 102L220 100L217 96V92L214 90V83L213 82V79H214V74L216 73H221L219 68H218V65L220 64L219 61H221L220 59H223V61H232V60H235V58L237 59L239 57V55H237L239 48L238 46L236 45L237 44V41H238V38L236 37H232L230 38V40L226 41V48L228 47V49H231V53H232V56H229L228 54L224 56V54H218V50L219 49V45H220V42L222 43L223 42V38L224 36L222 35L223 33H220L218 32V30L215 29L214 27V22L216 21H219V17L215 14L214 17H213V22L211 23H206V22H201L200 25H198V30L200 29V31L205 34L206 32L210 33V31L212 32L213 29L215 33V38L213 36V38L211 37L208 41L206 39H199L198 41H195V42H188L187 44H185L188 48H191L192 49V54H189V56L192 55L191 58H196V59H200V64L193 66L190 65L189 67L192 68L191 71H190V68L189 69H181V68H178V69H172L170 70V72H165V76L162 77V78H159V79H156L155 82L157 83H160L158 85L161 86V88L159 89V92L162 97L164 98L163 101H165V104L168 108H169V111L171 113L176 114L174 115L177 119L179 117L182 118V120L178 119V125L182 128V129H185L186 127L190 130H192V132H190V134H194L195 137L197 138L196 140L198 141H191V145H192V149L189 148L188 146L191 147L190 145V141H186L184 143V141H181L180 140V137H178L179 135L177 136H165L163 135L162 132H159L158 130L156 129H152L150 127H147L146 125L148 123L145 124L142 123L141 125H143V129L144 130H149V132H145L143 135L145 137V135L147 136L148 135H153L155 138L158 139V136H161L162 138L161 139H164L163 142H165V145L164 143L161 145L163 146V149H166L168 150L171 154H173L171 156V154L168 153V157L165 156V157H155V158H142V156H137V155H133L131 157L132 160H131V163L130 165H127V166H124V169L126 167V169L122 170V169H117L116 166H114V164L109 161L110 163H108L107 160L105 159H98V158H94L91 156H83L85 157L83 163L84 165L86 166V164L88 165V167L84 166L83 163H80L78 161H71V160H66L65 158L63 159V157L59 156V152L61 151V148L63 145V143L66 141V140H73L74 139L77 141H91V139H103L106 135H109L111 138V141L112 142H119L122 138H126L129 136V133L131 135L132 132H134L133 130H131L130 128L128 127H119L118 129L116 128H113V126L111 127H108V128H103L102 126H100L98 123H93L91 120H89L88 118H86V116L84 115L86 112H94V113H101V111L104 110V107L106 106V104H109L112 103V102H115L113 98H111L110 96L104 98L102 100V98L100 96H95L94 93H92L91 91L89 92V89H88V83L86 82L87 80V76H88V72H86L88 70V60H90V56L91 55V52L92 51L91 47H90V44L88 43H83V42H75V41H71L72 37L71 36H74L76 35L77 32L79 31H87L86 29H90L88 24H87V20H86V13H85V10L82 9L83 7H81ZM33 6V7H31ZM80 9H79V7ZM6 7V9H5ZM29 9H28V8ZM49 7H50V11H49ZM152 7V8H150ZM3 8V9H2ZM24 8V9H23ZM40 8H42L44 10H41ZM47 8V9H46ZM65 8V9H64ZM69 8V9H68ZM71 8V9H70ZM158 8V9H157ZM32 9V10H30ZM38 9V10H37ZM29 10V12L27 11ZM47 10V12H46ZM52 10V11H51ZM75 10V12H74ZM78 10L80 11V13L78 12ZM148 10V11H147ZM33 11V12H31ZM36 12V13H35ZM63 12V13H62ZM69 12V13H68ZM71 12V14H70ZM146 12V14H145ZM50 13V15H49ZM83 13V14H82ZM112 13V14H111ZM38 16H37V15ZM40 14V15H39ZM42 14V15H41ZM46 14V15H45ZM52 14V16H51ZM64 14V15H62ZM85 14V15H84ZM3 15V17H1ZM29 15V16H28ZM74 15V16H73ZM83 15V16H82ZM112 17H111V16ZM114 15V16H113ZM120 15V16H119ZM28 16V17H27ZM44 16V17H43ZM48 16V17H46ZM65 16V17H64ZM67 16V17H66ZM76 16V17H75ZM85 16V17H84ZM104 16L106 17V22L107 25H106V31L107 32V35L112 38L114 35V29L113 27L111 26L112 22L113 21H119L125 26L127 25L128 27V18H130V14H127V15H122V13H117V12H108V13H105ZM123 16V17H122ZM46 17V18H45ZM52 17V18H50ZM81 17V18H80ZM120 19H119V18ZM25 18V20H24ZM60 20H59V19ZM71 21H69L68 19ZM76 18H79V24L76 23V21H78ZM118 18V19H116ZM57 19V20H56ZM65 19V20H63ZM67 19V20H66ZM115 19V20H114ZM5 20V21H4ZM31 20V21H30ZM43 23H42V21ZM59 20V21H58ZM76 20V21H75ZM86 20V21H85ZM111 20V21H110ZM27 21L29 24H27ZM50 21V22H49ZM59 22V23H56ZM54 22V23H53ZM68 22V23H67ZM72 24H70V23ZM82 22V23H81ZM86 22V23H85ZM2 23V24H1ZM56 23V24H55ZM62 23V24H60ZM85 23V24H84ZM206 23V24H205ZM40 24V25H39ZM44 24V25H43ZM55 24V25H54ZM60 25L61 27L59 28L58 25ZM81 24V25H80ZM83 24V25H82ZM204 24V25H203ZM34 25H35V28H34ZM48 27L46 29V26ZM55 26V27H51V26ZM71 25V27H70ZM78 25V26H77ZM157 25V26H156ZM27 26V27H26ZM77 26V27H75ZM81 26V27H79ZM83 26V27H82ZM86 26V28H85ZM88 26V27H87ZM207 26V27H206ZM67 27V28H66ZM75 27V28H74ZM213 29H212V28ZM38 28V29H37ZM42 28H44L45 30H43ZM54 30H53V29ZM72 28V29H71ZM76 30L74 32V29ZM77 28V29H76ZM85 28V29H83ZM204 28H206L204 30ZM253 28L254 31L260 33L263 35L264 37V30L262 29H259L258 30V27L256 28L255 26H251V29ZM36 29V30H35ZM41 29V30H40ZM51 29V30H50ZM57 29V30H56ZM67 31L65 32L64 30ZM127 29V28H126ZM256 29V30H255ZM26 30V31H25ZM28 30V31H27ZM35 30V31H33ZM40 30V31H39ZM49 30V31H48ZM79 30V31H78ZM208 30V31H207ZM30 31V32H29ZM39 31V32H38ZM42 31V32H41ZM52 31V32H51ZM56 31L58 32V34L56 33ZM61 31V32H59ZM206 31V32H205ZM261 31V32H259ZM29 32V33H28ZM35 32V33H34ZM64 32V33H63ZM70 32V33H68ZM72 32V33H71ZM111 32V33H110ZM169 34H174L175 31L174 30H170L168 31ZM173 32V33H172ZM205 32V33H204ZM24 33V35L22 34ZM26 33V34H25ZM37 33V34H36ZM41 33V34H40ZM43 33V34H42ZM63 33V34H62ZM75 33V34H74ZM219 33V34H217ZM20 34L21 36L23 37H20ZM31 34V36H30ZM36 36H35V35ZM57 34V35H56ZM19 35V36H18ZM38 35V37H37ZM46 35V36H45ZM54 35V36H53ZM63 35V36H62ZM219 37L217 40V36ZM232 35V34H231ZM50 36V37H49ZM56 36V37H55ZM58 36V37H57ZM70 36V37H69ZM178 38H181V36L177 35ZM24 37H25V40H24ZM37 37V38H36ZM42 37V38H41ZM49 37V38H48ZM53 37V38H52ZM66 37V38H65ZM30 38V39H29ZM33 38V39H32ZM48 38V41L47 39ZM65 38V39H64ZM221 38V39H220ZM39 39H43V43L41 42V45L40 42H39ZM46 39V40H45ZM51 39V40H50ZM59 39V40H58ZM213 39V40H212ZM237 39V40H236ZM32 40V41H31ZM36 42H34V41ZM70 41V46L71 44L74 45V46H67L68 42L67 41ZM211 40V41H210ZM220 40V41H219ZM233 40V41H232ZM29 41V42H28ZM60 41V42H59ZM218 41V43H217ZM50 42V43H49ZM54 45H52L51 44ZM58 42V43H57ZM74 44H73V43ZM159 44H158V48L157 49H161L163 50L164 52L165 51H168L170 49H172V46H171V42L169 40L166 39L165 41V38H161L159 41ZM163 42V43H162ZM210 42V43H209ZM26 43V44H25ZM45 43V44H44ZM49 43V44H48ZM208 43V44H207ZM216 43V44H215ZM34 44V45H33ZM36 44V45H35ZM48 44V45H47ZM51 44V45H50ZM66 44V45H65ZM79 44V45H78ZM85 44V45H83ZM87 44V45H86ZM163 44V45H162ZM204 44V45H203ZM210 44V45H209ZM213 44V45H212ZM218 44V45H217ZM229 44V45H228ZM231 44V45H230ZM234 44V45H233ZM30 45V46H29ZM50 45V47H49ZM55 45H58V46H55ZM69 45V44H68ZM77 45V47H76ZM83 45V46H82ZM189 45V46H188ZM195 47H194V46ZM208 45V46H206ZM33 46V47H32ZM66 46V48H65ZM88 46V47H87ZM201 46V47H200ZM205 46V47H204ZM218 46V47H216ZM225 46V44H224ZM48 47V48H47ZM52 47V48H51ZM57 47V48H56ZM63 47V48H62ZM69 47V48H68ZM76 47V49H75ZM83 48L81 51H80V48ZM91 48V49H88V48ZM202 49H200V48ZM39 50H38V49ZM44 48V49H43ZM51 51H48L50 50ZM56 48V49H55ZM67 49V51L65 49ZM78 48V49H77ZM87 48V49H86ZM169 48V49H168ZM208 48V49H207ZM212 48V49H211ZM31 49V50H30ZM47 49V50H46ZM59 49V50H58ZM60 49H61V52H60ZM70 53H69V50ZM75 49V50H74ZM167 49V50H166ZM199 49V50H198ZM215 49V50H214ZM38 52H37V51ZM42 50V52H41ZM45 50L47 52H51L50 55L49 53L45 52ZM58 50V51H56ZM85 50V52H84ZM89 50V51H87ZM160 50V51H161ZM234 50V51H233ZM236 50V51H235ZM31 52V54L28 53V56H27V52ZM66 52V54L64 52ZM83 51V52H82ZM87 51V52H86ZM215 51V52H214ZM235 55H233V52ZM80 52V53H79ZM90 52V53H89ZM200 52V53H199ZM226 52V51H225ZM224 52V53H225ZM229 52V51H227ZM36 55H35V54ZM39 53V54H38ZM43 53L44 56H41V54ZM55 53V54H54ZM57 53V54H56ZM76 53V54H75ZM83 55H82V54ZM87 53V54H86ZM213 53V54H212ZM54 54V56L52 55ZM71 58L70 60L69 57ZM38 55H40L38 57ZM49 55V56H47ZM66 58H64V56ZM81 55V56H80ZM27 56V57H26ZM30 56V58H28ZM33 58H32V57ZM72 56V57H71ZM79 56V57H78ZM85 56V57H84ZM143 56L146 57V54L144 53ZM201 56V58H199ZM207 56V58H205ZM210 58H209V57ZM229 56V57H228ZM237 56V57H235ZM42 57V58H41ZM68 57V59H67ZM87 57V58H86ZM219 59H218V58ZM221 57V58H220ZM227 57V58H226ZM232 60H231V58ZM46 58V59H45ZM53 58V59H52ZM80 58V59H79ZM86 60H85V59ZM144 58V57H143ZM204 58V59H203ZM35 59V60H33ZM46 61H45V60ZM47 59H49L48 61L50 62V60L52 59V61L50 62L52 64V66L50 65V63L47 61ZM55 59V60H54ZM56 59H58L56 61ZM60 59V60H59ZM66 59L67 61H70V63H68V67L71 69H66L68 72H66L63 68H59L60 69L59 71L61 72H58V69H57V66L56 65H60L59 63H63V61H66L64 60ZM124 59V60H123ZM123 59H120L119 61L121 63H135V64H138V65H141L142 62H140V57H127V58H123ZM29 60V61H28ZM36 60H39V62ZM41 60V61H40ZM44 60V61H43ZM76 60V61H74ZM139 60V61H138ZM207 60V61H206ZM213 60V61H212ZM215 60V61H214ZM217 60V62H216ZM56 61V62H55ZM59 61V62H58ZM81 61V62H80ZM87 61V62H86ZM135 61V62H134ZM137 61V63H136ZM202 61V63H201ZM223 61H222V64H223ZM48 62V63H47ZM53 62V63H52ZM85 62V63H84ZM210 62V63H209ZM213 62V63H212ZM38 63V65H37ZM58 63V64H57ZM72 63V64H71ZM73 63L75 65H73ZM82 63V64H81ZM84 63V64H83ZM140 63V64H139ZM207 63V65H206ZM35 64V65H34ZM46 64V65H45ZM49 64V66H48ZM149 64V63H148ZM203 64V65H202ZM214 64V65H213ZM42 67H41V66ZM82 65V66H81ZM56 66V67H55ZM81 66V67H79ZM85 66V67H84ZM200 66V67H199ZM41 67V68H39ZM48 67V69H46ZM55 67V68H54ZM79 67V71H77ZM84 67V69H83ZM87 67V69H86ZM196 67V69H195ZM215 67V69L213 68ZM37 68V69H36ZM73 68V69H72ZM81 68V69H80ZM210 68V69H209ZM40 71H39V70ZM46 73H44L42 70ZM52 69V70H51ZM55 69V70H54ZM38 70V71H37ZM51 70V71H50ZM57 70V71H56ZM72 70V72H71ZM81 70V71H80ZM83 70V71H82ZM176 70V71H175ZM218 70V72H217ZM55 71L57 73H55ZM77 71V72H76ZM190 71V72H189ZM210 71L212 73H210ZM215 71V72H213ZM43 72V73H41ZM62 72H66L64 74H62ZM72 75H71V73ZM79 72V73H78ZM83 72V73H82ZM85 72V74H84ZM110 72V76L111 77H114L116 79L120 78V74L118 76H116V74L118 73V71L116 70L115 73L114 71L112 72V70L109 71ZM129 72V71H127ZM172 72V73H171ZM175 72V74H174ZM196 72V73H195ZM81 73V74H80ZM130 73V72H129ZM128 73V74H129ZM171 73V75L169 76V74ZM177 73V74H176ZM52 74V75H51ZM73 74L75 75V77H73ZM79 74L81 75L79 77ZM47 75V76H46ZM56 75V76H55ZM59 75H63V76H60ZM70 75V76H68ZM78 75V77L76 76ZM83 75V76H82ZM86 77H85V76ZM178 77L176 78L175 77ZM51 76V77H50ZM72 76V77H71ZM129 76V75H128ZM174 76V77H173ZM57 77H59L60 79H58ZM63 77H67V78H63ZM168 77V78H167ZM63 78V79H62ZM69 78V79H68ZM72 78V79H71ZM75 78V79H74ZM164 78V79H163ZM174 78V79H173ZM180 78V79H179ZM264 78V77H263ZM56 79V80H55ZM62 79V80H61ZM78 80L77 82L75 80ZM82 79V80H81ZM163 79V80H162ZM172 79V80H171ZM60 82H58V81ZM63 82H61V81ZM84 80V81H83ZM86 80V81H85ZM119 80V79H118ZM160 82H158V81ZM166 80V81H165ZM176 81V84L174 83ZM209 80H210V83H209ZM57 81V82H56ZM65 81V82H64ZM75 81V82H74ZM165 81V82H164ZM180 81V82H179ZM73 82V83H72ZM79 82V83H78ZM165 83V87L163 86L164 83ZM174 84H173V83ZM181 84H179V83ZM183 84H182V83ZM57 83V84H55ZM82 83V84H81ZM167 83H168V86H167ZM61 84V85H60ZM66 84H68L69 86H67ZM71 84H73L71 86ZM76 84H79V86H83L85 87V93L84 95H82V91L80 92L79 90L77 91V88L78 86ZM81 84V85H80ZM84 84V85H83ZM210 84V85H208ZM212 84V85H211ZM66 85V86H65ZM87 85V86H86ZM176 85H179L177 89V86ZM182 85L184 87H182ZM206 85V86H205ZM208 85V86H207ZM63 87V88H62ZM66 87V88H65ZM73 87V89H72ZM77 87V88H76ZM176 87V88H175ZM182 87V88H180ZM187 87V88H185ZM207 89H206V88ZM75 88V90H74ZM170 88V89H168ZM209 88V89H208ZM57 89V90H56ZM60 89V91H59ZM62 89V90H61ZM72 89V90H71ZM167 89V90H166ZM183 89V90H182ZM190 92H186L187 95H185L184 97H186V99L184 97H182V93L183 94H186L185 93V90ZM204 89V90H203ZM56 90V91H55ZM88 90V91H87ZM191 90V91H190ZM205 92H203V91ZM58 91L60 93H58ZM64 91V94L63 92ZM67 93H66V92ZM164 91H168V93L164 92ZM215 91V92H214ZM39 92V93H38ZM57 92V93H56ZM89 92V94H88ZM125 92H128L125 90ZM170 92V94H169ZM172 92V93H171ZM210 92V93H209ZM212 92V93H211ZM38 93V94H37ZM63 94V97H62V94ZM70 93V94H68ZM82 93V94H81ZM167 95H166V94ZM61 94V95H60ZM67 94L65 97L64 95ZM80 94V95H78ZM181 94V95H180ZM199 94V96H198ZM201 94V95H200ZM212 95V97L210 95ZM57 95V96H56ZM69 95V96H68ZM75 95V96H74ZM91 97H90V96ZM165 95V96H164ZM174 95V96H172ZM193 95V96H192ZM59 96V97H58ZM71 96V97H70ZM88 96V98H87ZM95 96V97H93ZM197 96V97H196ZM203 96V97H202ZM206 96V97H204ZM208 96V97H207ZM214 96V97H213ZM78 97V98H77ZM174 98V102L173 101V98ZM192 97V98H191ZM200 97V98H199ZM60 98V99H59ZM67 98V99H66ZM70 98V99H69ZM77 98V99H76ZM80 98V99H79ZM83 98V99H82ZM85 98V99H84ZM184 98V99H183ZM203 98V99H202ZM217 98V99H216ZM58 99V100H57ZM64 99V100H62ZM82 99V100H81ZM90 99H92L91 101H89ZM95 99V100H94ZM98 99H101L102 101H98ZM107 99V100H106ZM109 99V100H108ZM167 99V100H166ZM177 99V100H176ZM200 99V100H199ZM84 100V101H83ZM87 100V101H86ZM105 100V102H104ZM128 100V101H127ZM181 100L182 103L183 102H187L188 100V103L190 102L191 103V107L193 108H196L194 109L196 112L194 114H190V111L187 113L188 110H185L183 108V105L181 103ZM193 100V101H192ZM204 102H203V101ZM213 100V101H212ZM63 103H62V102ZM66 101V102H65ZM69 101H73L72 103L69 102ZM97 104H94V106L92 105L94 102ZM133 101V103H132ZM195 101V102H194ZM199 101H201L199 103ZM68 102V103H67ZM85 102V103H84ZM92 102V103H91ZM124 103V106L125 107H133V105L135 106V104L137 105V107L140 105V106H147L148 108H151L152 105L150 104H147L145 103V105H142V103H138L135 98L133 97V95L131 93H127L126 95V98L124 99L123 101ZM126 102V103H125ZM129 102V103H128ZM135 102V103H134ZM177 102V103H175ZM198 102V103H197ZM60 105H59V104ZM71 103V104H70ZM80 103V105H79ZM131 103V104H130ZM194 103V104H193ZM214 103V105H213ZM217 103V102H216ZM74 104V105H72ZM87 104L89 105H92V106H88ZM100 104H103V105H100ZM177 104V106L175 105ZM193 104V106H192ZM196 104V105H195ZM204 104V105H202ZM62 105V106H61ZM64 105V106H63ZM70 105V106H69ZM76 105L77 108H76ZM87 107H86V106ZM182 105V106H181ZM202 105V106H200ZM211 105V107H210ZM69 106V108L67 107ZM74 106V107H73ZM139 106V107H140ZM196 106V107H195ZM214 106V109H212V107ZM73 107V108H72ZM97 109H95V108ZM178 107V108H177ZM181 107V109H180ZM198 107V108H197ZM200 107L202 109H200ZM216 107V108H215ZM231 107V109H230ZM237 107V108H236ZM82 108V109H81ZM86 108V109H85ZM94 108V110H93ZM182 108H183V111H182ZM240 108V109H239ZM61 109V110H60ZM69 109V110H68ZM84 109V110H83ZM89 109V110H87ZM91 109V111H90ZM153 111H155V113L157 115L162 116L163 120H164V124H171L172 121H176V120H172L170 117H165V114L162 113L160 110H157V109H154L153 107L151 108ZM200 109V110H199ZM218 109V110H217ZM227 111H225V110ZM63 110V112H61ZM79 110V111H77ZM180 110V111H179ZM222 110V112H221ZM234 110V112L232 111ZM160 111V112H159ZM182 111V112H181ZM186 111V112H185ZM203 111H204V114H203ZM208 113H207V112ZM217 113H216V112ZM232 111V112H231ZM70 112V113H69ZM79 112V113H78ZM83 112V113H82ZM99 112V113H98ZM159 112V113H158ZM199 112V114H198ZM202 112V113H201ZM220 112V113H219ZM72 113V114H71ZM185 113H187L185 115ZM211 113V115H210ZM215 115H214V114ZM223 113V114H222ZM67 114V115H65ZM75 114V115H74ZM229 115L231 117V119L235 117V119L233 120L232 119V122L234 123L233 125L237 126V130L236 132L234 133H231V129L229 130L228 127L223 123L224 121L223 120V117L224 115ZM72 115V116H70ZM83 115V117H82ZM189 115V116H188ZM202 117L204 118L203 120H200L202 118L199 117ZM204 115V116H203ZM208 115V116H207ZM222 115V117H221ZM234 115V117H233ZM193 116V117H192ZM210 116V118H209ZM212 116V118H211ZM220 116V117H218ZM238 116V118H237ZM252 116V115H251ZM254 116L256 117H251L254 119V124H260L259 122V117L255 114ZM105 117V118H104ZM192 117V119H191ZM195 117V118H194ZM197 117V118H196ZM205 117H206V120H205ZM160 118V117H159ZM170 118V119H169ZM189 118V119H188ZM199 118V119H198ZM218 118V119H217ZM237 118V119H236ZM240 118V119H239ZM86 119V120H85ZM107 116H103V121L106 123L107 121ZM169 121H167V120ZM195 119V120H194ZM198 119V120H196ZM216 119V120H215ZM221 119V120H220ZM258 119V120H257ZM78 120V121H77ZM81 120V121H79ZM84 120V121H83ZM196 122H194V121ZM200 120V121H199ZM212 120V121H211ZM215 120V121H214ZM240 120V122H239ZM17 121H19L18 123H16ZM26 125H30V127H38L37 130H39L40 128V133H37L38 135H41L44 139L45 142H39V144H35L33 146H35V148L31 145H27L23 142H21L20 140L17 139L16 137V133L14 132L15 130V127L17 126H21L23 127L22 125H24V123ZM38 121V122H37ZM79 123H77V122ZM88 121V122H87ZM171 121V122H170ZM190 121V123H189ZM203 121V122H204ZM209 121H211V125H209ZM166 122V123H165ZM182 122V124H181ZM204 122V123H205ZM214 122V123H213ZM220 122V123H219ZM236 122V123H235ZM33 123V124H32ZM36 123V124H35ZM83 124V126L86 128V129H80V124ZM90 123V124H89ZM93 123V124H92ZM19 124V125H18ZM35 124V125H34ZM188 124V125H187ZM215 124V125H214ZM241 124V125H240ZM12 125H13V128H12ZM17 125V126H16ZM33 125V126H32ZM42 125V126H40ZM87 125H88V128H87ZM225 125V126H224ZM44 126V127H43ZM47 126V128H45ZM189 126V127H188ZM215 127V129L217 130L214 131L215 129L213 127ZM245 126V127H244ZM35 127V128H36ZM101 127V128H100ZM115 127V126H114ZM146 127V128H145ZM240 127V128H239ZM247 127V128H246ZM45 128V130H44ZM91 128V129H90ZM94 128V129H93ZM187 128L185 130H187ZM239 128V129H238ZM26 129V128H24ZM47 129V130H46ZM99 129V130H98ZM116 129V130H115ZM124 129V130H123ZM151 129V130H150ZM246 129V130H245ZM49 130V131H48ZM86 130H90V133L89 131L86 133ZM92 130V132H91ZM102 132H101V131ZM104 131H107V132H103ZM112 130V131H111ZM122 130V131H121ZM127 130V131H125ZM129 130V131H128ZM219 130V131H218ZM222 130V132L220 131ZM229 130V131H228ZM45 131H48L49 133L46 132L45 134ZM95 133H94V132ZM96 131H99L98 133L100 134H96L97 132ZM53 132V133H52ZM124 132V133H123ZM154 132V133H153ZM238 132V133H237ZM241 134H240V133ZM250 132V133H249ZM102 133V134H101ZM108 133V134H107ZM121 133V134H120ZM127 133V134H126ZM214 133V134H213ZM216 133V134H215ZM221 133V134H220ZM227 133V134H226ZM237 133V134H235ZM247 133V134H246ZM259 133V134H258ZM115 134V135H114ZM219 134V135H218ZM222 134H224L222 136ZM233 134V135H232ZM253 134V135H252ZM125 135V137H123ZM142 135V137H143ZM157 135V136H156ZM244 138H243V136ZM257 135V136H256ZM46 136V137H45ZM102 136V138H101ZM117 136V137H115ZM120 136H122L120 138ZM173 136V137H172ZM236 138H235V137ZM254 136V137H253ZM115 137V138H114ZM141 137V139H143ZM164 137V138H163ZM233 137V138H232ZM240 137V138H239ZM247 137V138H246ZM120 138V139H119ZM140 138V137H139ZM167 138V139H166ZM178 138V139H177ZM228 138V139H229ZM242 138V140H241ZM113 139V140H112ZM157 139H154L155 141H157ZM160 139V141H161ZM175 139V140H174ZM199 139V140H198ZM237 139V141H236ZM119 140V141H117ZM171 140V141H170ZM174 140V141H173ZM180 140V141H179ZM244 140V142H243ZM49 141V142H48ZM159 141V142H160ZM171 143H170V142ZM201 141H203L201 143ZM234 141V142H233ZM243 143H242V142ZM168 142L170 144H168ZM176 144H175V143ZM194 142V143H193ZM238 142V143H237ZM240 142V143H239ZM41 143V144H40ZM45 143V144H44ZM157 143V142H155ZM175 144V145H172V144ZM232 143H233V146H232ZM236 143H237V146H236ZM166 144H168V146H170V148L168 149L166 146ZM182 148H180V146ZM185 144L187 146V148L189 149L188 152H183V148L186 149L185 147ZM23 145V146H22ZM37 145V146H36ZM43 145V146H42ZM49 145V146H48ZM199 145H202L201 146V149ZM27 146V147H26ZM56 146V147H55ZM166 146V147H165ZM176 146H178L176 148ZM25 147V149H24ZM29 147V148H28ZM44 147V148H43ZM61 147V148H60ZM165 147V148H164ZM205 147L206 150H205ZM30 148H32L30 150ZM34 148V149H33ZM39 148H42V149H39ZM48 148V150H47ZM55 148V150H54ZM174 148V149H173ZM39 149V151L37 150ZM50 149V150H49ZM52 149V150H51ZM154 149V150H153ZM180 149V150H179ZM182 149V150H181ZM236 149V150H235ZM34 150V151H33ZM46 150V151H45ZM155 148H152L150 152H152L153 154L155 153ZM172 150V151H170ZM205 150V151H204ZM30 151V152H29ZM35 151H38L36 152L37 154L35 155ZM48 151V152H47ZM58 151V152H57ZM154 151V152H153ZM179 151V152H178ZM182 151V152H181ZM236 151V152H235ZM27 152V153H26ZM51 152V153H49ZM56 154H55V153ZM177 152V153H176ZM30 153V154H29ZM39 153V154H38ZM54 153V154H53ZM132 153V152H131ZM185 153V155H183ZM203 153V154H204ZM51 154V155H50ZM181 154V155H180ZM187 154V155H186ZM188 154H191V155H188ZM34 155V156H33ZM50 155V156H49ZM57 156V157H56ZM62 158H59V157ZM130 156V155H129ZM182 156V157H181ZM235 158V159H233ZM53 157V158H52ZM88 157V158H87ZM180 157V158H179ZM187 157V158H185ZM190 157V158H189ZM210 157V158H209ZM59 158V160H57ZM176 158V159H175ZM189 158V159H188ZM214 156H208V164L211 166L210 168H214L215 167V162H214ZM87 159H90V160H87ZM95 159L97 160L95 162ZM162 161H161V160ZM172 159V160H171ZM191 159V160H190ZM238 159V160H237ZM99 160H101L99 162ZM105 160V161H104ZM137 160V161H136ZM158 160V161H157ZM164 160V161H163ZM169 160V161H168ZM176 162H175V161ZM187 160V161H186ZM211 160V161H209ZM135 161V162H134ZM154 161V162H153ZM160 161V162H159ZM184 161V162H183ZM68 162V163H67ZM89 162V164H88ZM99 162V163H98ZM105 162V163H104ZM137 162V163H136ZM165 162V163H163ZM181 162V163H180ZM211 162V163H210ZM61 163V164H60ZM70 163V165H69ZM73 163V164H72ZM86 163V164H85ZM94 163V164H93ZM98 163V164H97ZM134 163V164H132ZM154 165H153V164ZM172 163L174 165H172ZM213 163V164H212ZM63 164V165H62ZM93 164V167L92 165ZM100 164V165H99ZM107 166H106V165ZM142 164V165H141ZM152 164V166H151ZM156 164V165H155ZM159 164H161L159 166ZM182 164V165H181ZM215 164V165H214ZM83 165V167H82ZM91 165V167H89ZM102 165V167H101ZM136 165V166H134ZM150 166V167H147V166ZM180 165V166H179ZM71 166V167H70ZM74 166V167H73ZM110 166V167H109ZM129 166L130 167H133L134 170L132 171H129ZM139 166V168L137 167ZM179 166V167H178ZM213 166V167H212ZM79 168V171L77 170ZM114 169H113V168ZM123 167V166H122ZM152 167V168H151ZM155 167V168H153ZM76 168V170H75ZM89 168V170H88ZM111 171H109L110 169ZM116 168V170H115ZM137 168V169H136ZM148 168V169H147ZM107 169V170H106ZM149 169H150V172H149ZM153 169V170H152ZM176 169V168H175ZM103 170V171H102ZM114 170V171H113ZM123 171V172H120ZM140 170V171H139ZM148 170V172H147ZM69 173H68V172ZM81 171V172H80ZM83 171V172H82ZM87 171V172H86ZM89 171V172H88ZM99 171V172H98ZM117 171V172H116ZM155 171V172H156ZM50 172V173H49ZM66 172V173H65ZM116 172V173H115ZM145 172H147L145 174ZM68 173V174H67ZM77 173V174H76ZM87 173V174H86ZM89 173V174H88ZM103 173V174H102ZM125 173V174H124ZM130 173V174H129ZM135 173V174H134ZM53 174V175H52ZM67 174V175H66ZM71 174V175H70ZM80 174V175H79ZM86 174V175H85ZM100 174V175H99ZM104 174H106L104 176ZM133 174V175H132ZM152 174V175H151ZM55 175V176H54ZM60 175V176H59ZM102 175V176H101ZM112 175V176H111ZM116 175V176H115ZM123 175V177H122ZM146 175V177H145ZM63 176V177H62ZM78 176V177H77ZM81 176V178H80ZM101 176V177H100ZM119 176V177H118ZM125 176V177H124ZM127 176V177H126ZM139 176V177H138ZM59 177L60 179L62 178V180H59ZM69 177V178H68ZM83 177H85V179H88L90 181H87L85 182V184L89 185L91 188H92V191L91 192H88V194L86 193V197L84 200V203H87V204H84L80 203V207H79V204L77 203V205L75 206V202L74 200H76L75 198L77 197L76 194L70 192L72 190V188H76L82 180L84 179ZM105 177V178H103ZM108 177V178H106ZM114 177V178H113ZM117 179H116V178ZM122 180H121V178ZM130 177V178H128ZM153 177H157L156 175L153 176ZM214 178L217 179V175L213 176ZM213 177L210 178V180L213 182L215 181L216 179H214ZM58 178V179H57ZM114 180H113V179ZM127 178V179H126ZM139 178V179H138ZM172 178V177H171ZM170 178V179H171ZM66 179V180H65ZM134 179V180H133ZM157 179V178H155ZM173 180L177 179L179 180V178L177 177H174L172 178ZM65 180V181H64ZM111 180V181H109ZM117 180V181H116ZM125 180V182H124ZM172 180V181H173ZM176 180V182H177ZM62 181V183H60ZM113 183H109V182H112ZM122 181V183H121ZM140 181V182H139ZM167 181V182H166ZM169 181V182H168ZM131 182V183H129ZM161 182V183H160ZM119 183V184H118ZM135 183V184H134ZM173 184L175 183V181L172 182ZM142 186H140V185ZM169 184V185H168ZM115 185V186H113ZM124 185V187H123ZM129 185V186H128ZM135 185V186H134ZM164 185V186H163ZM40 186V187H39ZM62 186H65V187H62ZM113 186V187H112ZM133 186V187H132ZM71 187V188H70ZM112 187V189H111ZM116 187L120 188V189H123V192H126L128 191L127 193H132V194H135L132 201L130 202V205H138V203H142V204H145L147 205L149 203V205H147V209L146 210H143V216H142V219L140 218L138 221H135L133 222L132 218L129 217L131 215L129 214H124L123 217H125V220L124 218L121 220L120 219V216L117 217L116 216V219L115 217H111L110 219H103L101 222H93L91 220H81L79 222H72V220L70 221V223H68L69 225H65L64 227H66L64 229V227L61 228L60 225L56 224V227L54 224H50V221H48L49 219L51 221H55V219L59 220L61 217V221L59 222H62V219H63V216L65 213H69L71 215V217L74 218L73 219H77L78 216H82L81 214V210L84 211L83 209H85L88 205V203L90 204V201L92 202V200H94V198L98 199L100 196L101 198H99L100 200H104L106 201L107 198L109 199V195H111L110 193H112L114 190V188L116 189ZM126 187V189H125ZM134 189H132V188ZM70 188V189H69ZM146 188L145 190H142ZM158 188V189H157ZM194 188V189H193ZM38 189V190H37ZM65 189V190H64ZM69 189V190H68ZM161 189V190H159ZM164 189V190H163ZM169 189V190H167ZM188 189V190H187ZM40 190V191H39ZM109 190V191H108ZM112 190V191H111ZM134 190V192H132ZM142 190V191H141ZM159 190V191H158ZM163 190V191H162ZM193 190V191H192ZM202 189H199L198 193L202 194L201 191ZM37 191V192H36ZM63 191V192H62ZM131 191V192H129ZM138 191V192H136ZM139 191L142 192V194L140 193L139 194ZM168 191V192H167ZM179 191V192H180ZM197 191V190H196ZM40 193L37 194V193ZM46 192V193H45ZM49 192V193H48ZM61 192V193H60ZM67 192V193H66ZM110 192V193H109ZM163 192V193H162ZM185 192V193H184ZM195 192V193H194ZM51 193V194H50ZM60 193V194H58ZM66 193V194H64ZM70 195H69V194ZM146 193V194H145ZM166 193V195H165ZM169 193V194H168ZM191 193V194H190ZM224 190L221 191L220 195H224ZM13 194V195H12ZM44 196L42 197L41 196ZM45 194V195H44ZM48 194V195H47ZM106 194V195H105ZM109 194V195H108ZM138 194V195H136ZM151 196H150V195ZM164 194V195H163ZM15 195V196H14ZM39 195V198L38 196ZM61 195V197H60ZM67 195V197H66ZM75 195V196H74ZM88 195V196H87ZM92 197V200H91V197ZM141 195V196H140ZM149 195V197H148ZM157 195V196H156ZM161 195V196H160ZM186 195V196H185ZM196 195V194H195ZM50 196V197H48ZM69 196H70V199H69ZM144 196V197H143ZM156 196V197H155ZM160 196V197H159ZM181 196V197H180ZM189 196V197H188ZM8 197V199H7ZM15 197V198H14ZM37 197V198H36ZM41 197V198H40ZM47 197V199H46ZM53 197V198H52ZM72 197V198H71ZM89 197V198H88ZM164 197V198H163ZM183 197V198H182ZM45 198V199H44ZM65 198V199H64ZM66 198H68L69 200H67ZM105 198V199H104ZM156 198V199H155ZM163 198V199H162ZM19 199V200H18ZM38 199V200H37ZM41 199V200H39ZM50 199V200H49ZM56 199V200H55ZM159 199V200H158ZM163 201H161V200ZM182 199V200H181ZM186 199V201H185ZM44 200L45 203H46V206H41V201ZM49 200V201H48ZM53 202H52V201ZM59 200V201H58ZM63 200H67V202L64 201V203H67L69 206H75L76 207V210L74 209V207H71L73 208L72 211H69L67 210V208H63ZM72 200V202H70ZM90 200V201H89ZM190 200V201H189ZM39 201V202H38ZM58 201V202H57ZM73 201H74V204H73ZM158 201L160 203H158ZM167 201V202H165ZM182 201V202H181ZM38 202V203H37ZM50 202V203H49ZM83 202V201H82ZM179 202V203H178ZM52 203V204H51ZM71 203V204H70ZM173 203V204H172ZM176 203V204H175ZM181 203V204H180ZM185 203H186V206H185ZM188 203V205H187ZM49 204V205H47ZM58 204V205H57ZM141 204V205H142ZM163 204V205H162ZM54 205V207H53ZM60 205L62 207H60ZM136 205V206H137ZM181 205V206H180ZM190 205V206H189ZM41 206V207H40ZM48 206V207H47ZM57 206V207H56ZM144 206V205H143ZM152 206V207H150ZM163 206H165L163 208ZM168 206V207H167ZM170 206V207H169ZM173 206V207H172ZM189 206V207H188ZM40 207V208H39ZM47 207V208H46ZM79 207V208H77ZM85 207V208H84ZM138 207V206H137ZM151 209H149V208ZM220 207V206H219ZM29 208V209H28ZM43 208V209H42ZM45 208V209H44ZM55 210H53V209ZM61 208V209H60ZM170 210H169V209ZM184 208V209H182ZM12 209V210H11ZM34 209V210H33ZM49 209V210H48ZM52 209V210H50ZM167 209V210H166ZM174 209V210H173ZM182 209V210H181ZM189 212H188V210ZM44 212H43V211ZM60 210V211H59ZM66 210V211H65ZM138 210H139V207H138ZM166 210V211H165ZM180 210V211H178ZM186 210V212L184 211ZM191 210V211H190ZM194 210V211H193ZM9 211V212H8ZM35 211V212H33ZM38 211V214L37 212ZM41 211V212H40ZM50 211V213L48 212ZM54 211V213L52 212ZM65 211V212H64ZM78 211V212H76ZM154 211V212H153ZM169 211V212H168ZM172 211V212H171ZM61 214H60V213ZM64 212V214H63ZM73 212V213H72ZM149 214H148V213ZM157 212V213H156ZM37 215H40V214H46V218H43V219H38L37 216H35V214ZM57 213V215H56ZM83 213V212H82ZM153 213V214H152ZM162 213V214H161ZM164 213V214H163ZM9 214V215H8ZM11 214V215H10ZM14 214V215H13ZM19 214H22L19 215ZM26 214V215H25ZM62 216H60V215ZM79 214V215H78ZM185 214V215H184ZM188 214V215H187ZM16 215V217H15ZM49 215V216H48ZM78 215V216H77ZM154 215V216H153ZM9 216V217H8ZM12 216V218H11ZM24 216V217H23ZM32 216V218H31ZM36 219H35V217ZM76 216V218H75ZM153 216V217H152ZM191 216V217H190ZM18 217V218H17ZM25 217H26V220H25ZM30 217V218H28ZM34 217V218H33ZM50 217V218H49ZM57 217V218H56ZM122 217V216H121ZM130 219H129V218ZM146 217V218H145ZM164 217V218H163ZM189 217V218H188ZM28 218V219H27ZM59 218V219H58ZM114 218V219H113ZM148 218V219H147ZM150 218V220H149ZM152 218V219H151ZM161 218V220H160ZM163 218V219H162ZM8 219V220H7ZM14 219V220H12ZM34 219V220H33ZM54 219V220H53ZM165 219V220H164ZM18 220V221H17ZM20 220V221H19ZM22 220V221H21ZM31 220V221H30ZM38 220V221H37ZM40 220V221H39ZM46 220V221H45ZM108 220V222H106ZM118 221L119 223H117L116 221ZM130 220V221H129ZM147 220V221H146ZM11 221V222H9ZM115 221V222H114ZM121 221V222H120ZM126 221V223H125ZM161 221V222H160ZM19 222V223H18ZM37 222V223H36ZM40 222V223H39ZM43 222V223H42ZM81 222V223H80ZM83 222V223H82ZM92 222V223H91ZM104 222L106 223L104 225ZM112 222V223H111ZM128 222V223H127ZM130 222V223H129ZM137 222V223H136ZM143 222V223H142ZM170 224L169 225H167ZM15 227H14V225ZM18 223V224H17ZM22 223V224H21ZM47 223H49L47 225ZM86 223V224H85ZM121 223V224H120ZM134 223V224H133ZM136 223V224H135ZM11 224V225H10ZM23 224H27L26 226L23 225ZM74 224V225H73ZM130 224V226H129ZM144 224V225H143ZM166 224V226H165ZM12 227H10V226ZM30 227H29V226ZM52 225V226H51ZM72 225V226H71ZM87 225V226H85ZM104 225V226H103ZM125 225V226H124ZM134 225V226H133ZM162 225V226H161ZM21 226V227H20ZM29 228H28V227ZM32 226V227H31ZM35 226V227H34ZM80 226V227H79ZM127 226V227H126ZM129 226V227H128ZM137 226V227H136ZM142 226V227H141ZM170 226V227H169ZM19 227V228H17ZM26 227V228H25ZM118 227V228H117ZM125 227V229H124ZM164 227V229H162ZM14 230H13V229ZM17 228V229H16ZM30 228H33V229H30ZM39 228V229H37ZM51 228H54L51 230ZM58 230H57V229ZM80 228V229H79ZM120 228V229H119ZM134 228V229H133ZM139 228V229H138ZM145 228V229H144ZM157 228V230H156ZM159 228V229H158ZM161 228V229H160ZM166 228V229H165ZM13 231H12V230ZM22 229V230H21ZM56 229V230H55ZM64 229V230H62ZM88 229V230H87ZM93 231H92V230ZM131 229V230H130ZM26 230H28L26 232ZM31 230V231H29ZM56 232H55V231ZM119 230H123L122 232L119 231ZM128 230V231H127ZM137 230V231H136ZM139 230H144V231H139ZM160 230V232H159ZM164 230V231H163ZM13 233H12V232ZM20 231V232H19ZM22 231V232H21ZM92 231V232H91ZM117 231V232H116ZM124 231H127L124 232ZM139 231V233H138ZM145 231H146V234H145ZM157 231V233H155ZM36 232V233H35ZM51 232V233H50ZM61 232V233H59ZM90 232V233H89ZM159 232V233H158ZM32 233V234H31ZM84 233V234H82ZM86 233V234H85ZM91 235H89V234ZM121 233V234H120ZM138 233V234H137ZM143 233L145 234V237L144 239H147L145 240V245H146L143 250H139V254L138 252H135V248H136V242H137V238L136 237L137 235H143ZM162 233V234H160ZM35 234V235H33ZM151 234V235H149ZM42 235V236H41ZM118 235V237H117ZM122 235V236H121ZM153 235V237H152ZM156 235L157 238H156ZM159 235H162V236H159ZM37 236V237H35ZM90 236V237H89ZM125 236V237H124ZM122 237V238H121ZM136 237V238H135ZM108 238V239H107ZM159 238V239H158ZM107 239V240H106ZM110 239V240H109ZM115 239L116 240V243L113 244V242H115ZM134 239H135V242H134ZM158 239V240H157ZM109 240V241H108ZM113 240V242H112ZM118 240H121V241H118ZM123 240V241H122ZM161 240V241H160ZM111 241V242H110ZM160 241V242H158ZM108 242V244H103ZM121 242V244L119 243ZM152 242V243H151ZM158 242V243H157ZM102 243V244H101ZM109 243H112L113 247L110 245L109 246ZM124 243V245H122ZM134 243V244H133ZM155 243V244H154ZM117 244V245H116ZM120 247H118L119 245ZM102 245L105 249H103ZM106 245V246H104ZM108 245V246H107ZM116 245V246H115ZM122 245V246H121ZM152 245V246H150ZM206 244H204L202 247L206 250V248H209L208 246L205 247ZM135 246V247H133ZM155 246V247H154ZM108 247V248H107ZM109 247H112L109 249ZM160 247V248H159ZM102 248V249H101ZM132 248V249H131ZM158 248V250H157ZM12 249V250H11ZM15 249L17 252L14 253V250ZM117 249V250H116ZM119 249V250H118ZM146 249V250H145ZM108 250V251H107ZM134 250V251H133ZM155 250V252H154ZM107 251V252H106ZM113 251H116V252H113ZM120 253H119V252ZM162 251V252H160ZM12 252V254L10 253ZM19 252V253H18ZM21 252V255H19ZM25 252V253H24ZM100 252V253H99ZM102 252V253H101ZM113 252V254H112ZM118 252V253H117ZM135 252V253H133ZM146 252V253H145ZM160 252V253H159ZM104 253V256L107 257L105 258L102 254ZM108 254V256H106V254ZM114 253H116L114 255ZM136 254L135 258L133 257L132 259V256L133 254ZM142 253V254H141ZM163 253V254H162ZM167 253V256L165 255ZM18 254V255H17ZM100 254V255H98ZM109 254L111 255V257L109 256ZM131 254V255H129ZM144 254V255H143ZM149 254V257H147ZM172 256H171V255ZM231 254V256L229 255ZM226 252V255L225 257H227L226 259H228V257L230 256V258L233 257V252ZM11 255H16V256H11ZM24 255V256H23ZM130 257H129V256ZM139 255V257H138ZM160 255V257H159ZM161 255H163L161 257ZM165 255V256H164ZM229 255V256H228ZM247 252L245 251L244 254L240 257H233L232 259H239L241 257H243L242 259L245 260V258H247ZM18 256V258H17ZM22 256V257H21ZM141 256V257H140ZM146 256V257H145ZM170 256V257H169ZM184 256V257H183ZM245 256V257H244ZM15 257V258H14ZM20 257V259H19ZM138 257V258H137ZM146 259L144 260L143 259ZM151 257V258H150ZM156 257V258H155ZM10 258V259H9ZM22 258V259H21ZM108 258L109 261H108ZM131 258V259H130ZM140 258V260H139ZM158 258V259H157ZM161 258V259H159ZM4 259V260H2ZM12 259V260H11ZM24 259V260H23ZM139 261H138V260ZM142 259V260H141ZM154 259V260H153ZM163 259V260H162ZM165 259V260H164ZM17 260V261H16ZM18 260H19V263H18ZM23 262H22V261ZM104 260V261H103ZM132 260V261H131ZM136 260V261H135ZM3 261V262H1ZM107 261V262H106ZM151 261V262H150ZM160 261V262H159ZM167 261V262H165ZM169 261V263H168ZM176 261V262H175ZM180 261V262H179ZM255 259L252 260V263L255 264ZM141 262V263H140ZM145 262V263H144ZM186 262V263H185ZM228 262V260H227ZM244 262V261H243ZM251 263V264H252ZM250 264V262L248 263Z\"/></svg>", "mask_w": 264, "mask_h": 264}, {"label": "clouds", "instance_id": "9594fccd", "mask_svg": "<svg viewBox=\"0 0 264 264\" xmlns=\"http://www.w3.org/2000/svg\"><path fill=\"white\" fill-rule=\"evenodd\" d=\"M219 188H217L216 186H212V188H211V191H210V195H211V192H219ZM234 191V190H233ZM228 195H232V193L230 192V193H228ZM209 203H211V204H215L216 203V201L215 200H210L209 201Z\"/></svg>", "mask_w": 264, "mask_h": 264}]
</instances>
